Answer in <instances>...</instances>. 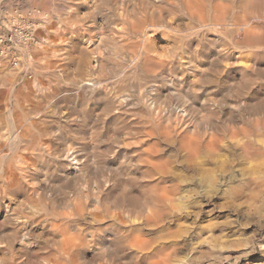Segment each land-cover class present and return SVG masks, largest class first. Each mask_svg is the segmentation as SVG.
Returning a JSON list of instances; mask_svg holds the SVG:
<instances>
[{
	"label": "rangeland",
	"instance_id": "rangeland-1",
	"mask_svg": "<svg viewBox=\"0 0 264 264\" xmlns=\"http://www.w3.org/2000/svg\"><path fill=\"white\" fill-rule=\"evenodd\" d=\"M104 1L106 4L103 3ZM116 1L115 0H113V1L102 0V2H101V0H93V1L92 0H0V35H2L3 38L5 39V41L2 44H0V48L4 50V54H0V134L3 133V131L5 132L4 122L2 119V113H4L6 115V112L8 110V112L10 111V114H9L10 116L8 115V112H7V116L9 117L10 122L12 121L11 123L17 122V123H20L21 125H24V127H28V126L31 127L32 124L35 123L34 126L31 127V130L35 131V132H37L38 129H40L42 131L44 130L43 132L48 133L45 135L50 136L51 144L54 146H59V147L65 148L67 145L68 146L75 145L73 147L79 148L80 145L82 144L81 148H83V149L86 148V146H87V148L85 150H82L81 148L79 150H80V152L82 151L81 155L84 152V155H82V156H85V155L87 156L86 160L89 159L88 157H90L91 160L89 159L88 161H86V163H87V164L85 163L86 167L84 166L83 171L81 170L82 172H79L80 173L79 177L84 176L86 174L85 170L87 169V171H88V168L90 166L94 165L90 169L95 170L97 180L100 179L98 181H102L105 179L104 181L106 182L104 185L105 191L100 192V194H99V192L96 193L95 186H93V193H92V191L88 192L86 190V186L88 185V182L90 181L89 177L91 176V175H89V173L85 175L86 177L85 176L80 177V178L78 177V179H81V180H78L77 183L74 184V186H73V187H75L74 192L72 190H70L71 188L70 189L67 188V186L65 185L67 183H65L66 179L64 177L65 175H63L64 173H61V171L53 168V167H56L58 164H60L61 161H59L60 159L53 158L54 156L52 155V153H50L48 155L47 152L49 150L44 153V159H45V161L48 159L47 162L40 163V165L37 162L36 164H37L38 169L41 168L44 171V169L46 170V168L48 167L50 170H53L54 173L49 175V177H46V176L44 177V175L42 173L43 171L37 172V173H34V172L32 173V171L26 172L27 175L29 173V176L27 178H29L31 186L33 184L35 187L43 188V185L46 182L45 187H47V188L45 190V196L47 198V201L52 199L51 202H49V206H48L50 210H54V211H58V212H67L70 209V207L73 206L72 202L75 201L74 204L80 203L81 207L83 208L84 213L86 211L88 216L85 213V215H84L85 218H84V216H82L81 218H79V220L77 219V220L73 221V223H75V224L73 225V223H71L72 226H70L71 230L73 231L72 233H75L77 231L76 233H79V232L81 234L83 233L82 235L87 234L86 235L87 241L90 240L88 247L83 251L85 258H82L81 256L78 255L79 257L75 256L76 261H83V260L92 259V257L94 256L95 262L98 260L97 262H103L104 261L105 263L106 262L111 263V261H113V255L111 254L110 250L106 249V248H102L103 250L101 249V253H100L98 251V250H100L99 248L102 247L103 245H107L108 243H112L113 245L111 244L112 245L111 249L115 248V247L118 248L117 246L121 247V249H122L124 247V245H122V244H124L125 240L129 237V232L127 234H126V232L133 230V229H138L141 227L142 230L145 232L150 231L149 233H151V234H149V235L151 237H155L159 234H163V233H166L169 231L173 232L176 236H178V237H176L177 244L169 246L170 249L176 248V251L178 252V253H176V251H175V253L172 254L171 264H264V109H263L264 108V40H263L264 34L262 35V33H264V28H263L264 27V25H263L264 19L261 18V17H264V15H263L264 6H262V5H264V3L262 2L263 0H261V1L258 0L260 4L257 3L258 2L257 0H253L259 6H262L263 9L256 6L257 4L255 2L253 4V2H251V0H227V1L226 0H209L210 2H213L212 3L213 7L211 6V3L208 0H207V3H206V0H204L205 2L203 1V3L209 4L210 8L212 7L211 9H213L215 7V5L218 3L216 6L217 8L213 9L214 12H212V10L209 7L207 8V12L210 13L209 16L212 15V13H217L216 11L219 9L218 12L219 11H220V13L222 12L221 14H223L224 18H225V16H227L225 19L228 20V21L224 20L225 21L224 25H225L226 31L220 32V31L210 30V31H207V32H209L208 34H207V32H204V36H203L202 41L205 40L207 43L209 42L208 45H205L206 42H202V41L200 42L198 40V38H196V37L193 38L194 34L195 35L197 34V32H195L194 30L189 31L190 33L187 32L188 34L185 33V31H181V30L180 31L182 33L178 31L174 35H173V33H174L173 31H172V33H171V31L168 32L167 34H169V35L162 33V32H160V34L154 35V33H153L154 31H151L152 33L150 32V34H149L150 38L154 39V42L157 44V45L156 44L155 45L158 47L159 50L163 51V49L165 48L163 52L167 53V55H171L174 53V49L171 46V39L172 38H169V37H173V38L178 37V39L179 38L180 39H188V38L192 37L191 38L192 45L196 48L198 47L197 49L195 48V50H194L195 53L193 56H197L200 59L205 58L204 60L207 64H210V62L215 61L220 56V58L224 59V60L219 61L218 65L223 66V68L216 66V64L214 66H212L213 62L211 63L212 65L210 66V68H208L209 65L206 64V69H204V70H202L203 68H197V70H194L195 68L187 66V65L186 66L184 65L181 68H179L181 66L178 64L179 61L180 62L183 61L180 59L186 60V57H185L186 55L181 54V56H182L181 58L174 57V58L170 59L168 62L166 61L167 64L165 63V65H168L167 66L168 68L165 67V65H163L162 67H159L157 69L156 68L150 69L151 71L147 70L149 68H141V69H143L141 71L142 73L139 71L138 68L134 69V68L129 67L128 68L129 70L131 68V71H129L128 69H126V66H124L125 69H123L119 65V64L124 63L125 58L123 56L126 54L125 53L126 50H128L127 49L128 48V41L131 42L130 41L131 39L129 38L130 35H127V34H129L131 32L130 30L134 27L133 26L134 25V23H133L134 19H133V16H131V14L129 12L133 13V11H134L136 14L139 15V12L137 11V9L139 7H141L139 9H142V7L143 8L146 7L144 5L147 4V3H145L143 5L142 2L143 3L148 2V5H151L154 3L156 5H158L157 3H159L160 5L164 4V6H165L167 3L166 2L167 0H159V1H157V0H154V1L153 0L152 1H150V0L149 1L148 0L147 1L146 0H136V1L133 0V2L131 0H123L125 2V3L123 2L125 4V7H124V5H123V7L121 6L122 5L121 0L120 1L116 0ZM129 1H130V3H129ZM248 1H250V2H248ZM131 2L134 3V5L135 4L141 5L142 4V6L135 5L136 6V8H135L134 5L131 4ZM161 2H163V4H161ZM168 2L169 3H167L166 6H168V4H170L169 6L174 7L173 4H175V2L177 3V4H175L176 5L175 7H177V5H179L178 1H176V0H168ZM102 3H103V6H101ZM115 3H116V6H115ZM117 3H119V4H117ZM219 3H220V5H219ZM250 3L253 4V7ZM108 4H110L114 8L118 6V9L115 8V10L112 11L110 9L112 7ZM221 4L225 5V7L224 6L222 7ZM105 6H108V7H105ZM205 7H207V5ZM251 7L252 8L255 7L254 8L255 10L252 9ZM123 8H127L126 11L123 12L125 15H126L125 12H127L128 8L130 10H129V12H127L126 17H123L125 15L122 14L121 18H120L119 15H120L121 10L123 11ZM250 8L254 11H252ZM119 9H121V10H119ZM215 9H216V11H215ZM101 10H103L104 12H101ZM131 10H133V11H131ZM245 10H246V13H245L246 16H245V14L243 15ZM247 10L249 11L248 13H247ZM209 11H211L212 13ZM112 12H114V13H112ZM255 12H256V16H255ZM108 13L109 14L111 13L112 15H114V17L111 16V14L109 15ZM225 13H227V15ZM228 13L230 14V16L232 18L229 16ZM250 13H251V15L253 14L254 17L251 16ZM257 14H261L263 16L257 15ZM106 15H107V17H106ZM129 15H130V18L129 17L128 18L130 20L129 19L127 20V16H129ZM232 15H234V17ZM248 15L251 16L250 19H248L249 18ZM235 16L237 17L236 19H240V17L242 16V20L240 19L242 26L245 25L246 19H248L252 23H255L254 26L258 27V28L257 27L254 28L255 32L257 31V29L262 27V28H260V30L257 31V32L262 31V33H260L262 36L259 33L257 34V32H256L255 35H257V36L254 37L253 40L249 41L250 43H252L254 41V39H256L257 41H258V39H260V40L262 38L263 39L261 41L259 40L258 42L255 40V44H254V42L252 44H249L248 43L249 38L246 35H244L242 37L243 39L241 41L239 40L238 43L234 42V40L231 37L232 33H231V29L229 28L230 25L228 24V22L230 24L233 23V20H235ZM243 16H245V17H243ZM259 16H261V17L259 18ZM111 17H113L114 20ZM118 18H119V21L116 20ZM124 18H125V21H124ZM230 18H231V21L229 20ZM252 18H257L258 19L257 23L259 21V23H258L259 25ZM120 20H121V22H124L125 25L122 24L120 22ZM126 20H127V22H126ZM128 21H129V24L133 23V25L132 24L130 25L132 27L129 30V33H127V31H126L128 29H126V30L121 29L120 34L123 36V38H122V36H119V35L114 33L117 29L122 27L121 25H124L123 27L130 28V26L129 27L127 26ZM176 21L178 22V20H175V22H174L175 24L177 23ZM174 23H173V26H174ZM100 24H102V25H100ZM114 24H117V25H114ZM114 26L116 27V30L113 29V28H115ZM138 26H139V24H138ZM138 26H136V29ZM226 26L228 27V29ZM15 27H20L23 30L27 31L31 35V40L24 42V41H20V40L16 39V37H13L14 41L10 42L9 38H10V35H12V32H13ZM102 27H104V28H102ZM105 28H106V30H105ZM109 28L113 29V30H110ZM107 29H109V31H112V32H109ZM87 31H88V34H90L89 36L87 34ZM82 32L85 35H83ZM122 33H124V34H122ZM210 33L213 35L211 36ZM96 34H98V35H96ZM130 34H132V33H130ZM77 35H79V36H77ZM93 35H94V37H93ZM75 36H77L78 38L80 37L81 42L79 41V39H78V41H79V44L81 46L78 44V42L77 43L75 42V41H77V39H76L77 37H75ZM90 36H92V38L96 37L95 39L100 41L101 44L103 43L104 39H107V41H104V43H103L104 46L106 45L107 47L106 46L104 47L103 44L102 45L100 44V46L103 47V48L101 47V55L98 58L96 56L94 57V55H93L94 59H91V61H93V60L94 61L91 64V67H92L91 70L89 68L88 69L80 68L81 70L79 68H72V67H75L74 65H72V63L75 64L77 62V60H78L77 56H79L78 52L80 51V48H82V46L84 45L85 39H87L88 37L90 38ZM109 36H110V38H109ZM113 36L117 37V38L115 37L116 40H115V38H113ZM220 36H222V37H220ZM81 37H83V38H81ZM98 37H100V38L103 37V39L101 38L102 39L101 40ZM214 37L216 40L214 39ZM244 37L246 39H244ZM121 38H122V40H121ZM217 38L221 39L222 41H220ZM112 39H114V42H115L114 44H112V42H111ZM73 40L75 43L73 42ZM82 40H83V43H82ZM117 40L118 41L121 40V42H118ZM246 40H247V42L245 43ZM123 42H125V43H123ZM221 42L223 44H221ZM225 42H226V44H225ZM203 43H204V45H203ZM212 43H215V44H212ZM122 44L123 45L125 44V47L123 46L124 48L121 46ZM126 44H127V46H126ZM162 44H164V45H162ZM235 44H238V46ZM110 45H112L113 47ZM118 45L120 48L119 52H117L119 49L117 47ZM200 45H203V47ZM229 45L232 46V48ZM244 45L247 47V49H250L251 51L247 50ZM109 46L112 47V49ZM162 46H163V49H161ZM219 46L224 48L225 50H223V49L221 50V48ZM214 47L216 49V53L214 51L215 50ZM202 48H204V49L202 50ZM218 48H219V50H218ZM66 49H67V51H66ZM74 49H77V50L74 51ZM114 50H115L116 54H114L115 53ZM207 50H208V52H207ZM64 51H66L67 53L66 52L64 53ZM76 51H78V52H76ZM102 51L105 53H103ZM243 51H245L246 53ZM239 52H241V54ZM247 52L249 54H247ZM253 52H254V55H252ZM72 53L73 54L77 53V55L75 54L73 57ZM102 53L105 55V57ZM63 54H65V55H63ZM68 54H70V57H72L71 59L68 56ZM117 54L121 55V56H118L119 57L118 58ZM216 54H219L218 57L216 56ZM231 54H232V56H231ZM107 55H109L111 58ZM212 55H215L216 57H211ZM227 55H230V56H227ZM63 57H64V59H62ZM76 57H77V59H76ZM101 57L102 58L104 57L105 59L107 57V59L108 58H110V59H108V60L106 59V61H105L104 58H103V60L100 59ZM120 57L123 59L121 60ZM211 58H214L215 60L211 59ZM69 59H70V61H69ZM96 59L97 60L99 59L98 63H97ZM208 59H210V61ZM229 60L231 61V64H234L235 66L234 65L232 66L231 64H229L230 63ZM239 60H240V62H239ZM95 61H96V63H95ZM112 61L114 63H112ZM119 61H121V62H119ZM227 61H228V63H227ZM106 62H108V63L110 62V63L107 64ZM221 62H223L224 64L222 63V65H220ZM247 62H248V64H247ZM101 63L105 64V65H102ZM168 63L170 64V66H172V65L173 66L169 67ZM235 63H237V64H235ZM96 64H97V66H96ZM66 65H67V67H66ZM117 65H119V66H117ZM230 65L232 68L229 67ZM101 66L103 67V70H102ZM108 67H111V68H108ZM114 67H116L115 70H114ZM211 67H213V68H211ZM151 68H153V66ZM85 69L88 71L86 73L85 72L83 73V71ZM121 69H122V71H121ZM192 69H193V71H192ZM123 70H126L125 73H127V74H124V73L122 74V72H124ZM127 70L129 71V73ZM154 70H156V71H154ZM199 70H200V72H199ZM244 70H245V72H244ZM132 71L136 76L138 74V76L135 77V75H134V77H135L134 78L132 76L133 75ZM147 71H150V74ZM202 71L204 72L203 76H202ZM69 72H71V74L74 72L75 73L71 75ZM112 72H113V74H111ZM143 72L145 73V75ZM152 72H153V74H152ZM63 73H65V74H63ZM115 73H119V74L114 75ZM154 73L156 74V76ZM205 73L207 75L209 74L208 75L209 77L207 76V78H206ZM139 74H141V75H139ZM74 75H77V76H74ZM91 75L92 76L94 75L96 80H94L95 79V78H93L94 76L92 77ZM110 75L112 77H109ZM119 75L124 76L125 80L123 79V77H121V76L119 77ZM128 75H130V77ZM149 75L151 77L153 76L154 78L152 77L150 79V77H148ZM180 75H181V78L179 77ZM72 76H74V77H72ZM101 76H104V77H101ZM126 76L128 79L126 78ZM67 77H69L70 80H68ZM80 77L83 80V82L80 79ZM105 77H106L107 81H109L111 79L112 83L107 82ZM108 78H110V79L108 80ZM119 78L121 79V81H119V82L122 84L117 85V84H119V82H117V80ZM73 79L76 81H74ZM101 79H103V80H101ZM133 79L134 80L136 79V81H134ZM145 79H146V81H145ZM188 79L191 80V83H190V80L188 81ZM207 79H209V80H207ZM112 80H114L116 83ZM123 80L125 83L122 82ZM126 80L127 81L133 80V81L132 82L130 81V83H128ZM215 80H216V83H214ZM101 81L104 82L105 84L102 83ZM138 81L140 82L139 84L137 83ZM148 81H150V82H148ZM184 81L188 85L186 83H184ZM217 81H219V82H217ZM86 82H87V85H85ZM178 82H180V84ZM192 82H194V83H192ZM98 83H99V87H98ZM106 83H109V84L107 85ZM113 83L115 85H113ZM100 84H101V86H100ZM110 84L113 87H110L109 86ZM125 84L129 87L127 88V86ZM190 84H191V86H190ZM96 85H97V87H96ZM104 85H105V89H104ZM133 85L136 86L137 88L133 87ZM148 85H150V86H148ZM169 85H171V86L169 87ZM215 85H217L218 87ZM115 86H117V87H115ZM118 86H122L124 91L122 90V88H120ZM144 86L147 89H145ZM124 87H126L127 89ZM154 87H155V89H154ZM171 87H172V89H171ZM138 88H139V91L137 90ZM141 88H142V90H141ZM182 88H184V89H182ZM185 88H186V90H185ZM188 88H189V91L187 90ZM93 89H96V90H93ZM117 89H118V91H117V95H116L115 93H116ZM17 90H20V92H17ZM54 90H56V91H54ZM78 90H79V92H78ZM52 91H54V93ZM128 91L132 92V93L130 94ZM135 91L136 92L138 91L137 92L138 96H136L137 93ZM147 91L148 92L150 91L149 94L150 93L151 94L149 95ZM184 91H186L185 92L186 94H183ZM27 92H28V94H27ZM70 92L73 94H71ZM104 92H106V93L108 92L106 96L104 95L105 94ZM111 92L112 93L115 92V93L111 94ZM120 92H122V94L124 93V95L122 96ZM125 92L127 94H125ZM133 92H135V93L133 94ZM16 93H19V94L16 95ZM35 93L40 95V96H38L39 98L36 97L37 95ZM57 93H58V95H57ZM75 93H78V94L75 95ZM80 93L81 94L84 93L85 97H84V94L81 95ZM102 93H103V95H102ZM180 93L182 94V96ZM11 94H13V95H11ZM139 94H141V98H140ZM187 94L189 96H187ZM25 95H27V96H25ZM63 95H65V96H63ZM108 95H109V97L112 95L110 97L111 100L109 97H107ZM155 95H156V97H155ZM161 95H163V96H161ZM177 95H178V97H177ZM185 95H186L187 100L184 98ZM57 96H58V100H57ZM81 96L86 98V99H83ZM114 96L116 97V99H112V98H115ZM32 97H35V98H32ZM52 97L53 98L56 97L55 98L56 102H55V99H53ZM68 97H72L74 101ZM99 97H102V99L103 98L104 99L100 100L101 98L98 99ZM151 97H153V98H151ZM189 97H190V100L188 99ZM205 97H206V101L205 100L202 101V99ZM6 98H8V99H6ZM77 98H80L81 100L77 99ZM2 99H3V102H2ZM50 99L53 101H51ZM62 99H64V100H62ZM221 99L222 100L225 99V100H223V102L220 103L219 101H221ZM83 100H84V102H83ZM127 100H130V101H127ZM141 100H142V102H141ZM217 100H219V101H217ZM6 101H7V103H6ZM71 101H73L74 103L72 102L73 103L72 104ZM191 101L193 104L191 103ZM234 101H235V103L233 104ZM237 101H239V102H237ZM18 102L22 103V105L26 108H28L29 106H30V108L34 107L36 114H34L35 111H33L32 114H28V115L20 113V112H18L16 114L15 113L16 111H14V110L16 109V104ZM48 102H50V104ZM67 102H68V104H67ZM108 102L110 105L113 102L112 105L115 104L116 108H115V105L113 108L111 106L106 107ZM130 102H131V105H130ZM184 102H185V104H184ZM188 102L191 103V105L193 107L195 106L194 109L196 110L195 111L196 113L194 112L193 107ZM230 102H231V104H230ZM55 103H57V104H55ZM61 103H62V105H61ZM81 103H83L82 104L83 107L81 106ZM123 103L126 106H124ZM139 103L140 104L142 103V104L140 105ZM144 103H145V105H144ZM261 103H263V104H261ZM37 104H38V106H37ZM63 104H65V105H63ZM235 104H237V105H235ZM244 104L245 105L247 104L250 107L249 106L247 107V105L245 106ZM257 104L259 106H257ZM133 105H135V107ZM186 105H187V107H186ZM196 105H197V107H196ZM205 105H206V109H204ZM232 105H233V108H235V109L230 107ZM52 106H54V107H52ZM209 106H212V107H209ZM234 106H236V107L238 106V107L236 108ZM62 107H64V109ZM65 107H66V112H65ZM145 107L148 111L145 109ZM152 107H153V109H152ZM189 107L192 110H190ZM207 107H208V109H207ZM251 107L254 109L252 110ZM80 108H81V110H80ZM107 108H109V111ZM119 108L122 111L120 110V112H119ZM139 108H141V109H139ZM142 108H143V110H142ZM183 108H185V109L182 111ZM187 108L190 111H192L191 114H190V111L186 110ZM243 108H244V110H243ZM136 109L140 110V111L138 110V112H140L139 113L140 115L138 114L137 111H136L137 113L135 112ZM169 109H171L173 112ZM237 109H239V110H237ZM150 110H153V111H150ZM163 110H164V112L166 110L165 113L168 112L167 115L168 116L170 115L169 117L172 120L166 114L164 115ZM185 110L188 111V114H187V112L184 113ZM73 111L75 112V115H73L74 114ZM80 111H82L84 114H82V112H80ZM123 111H124V114L122 113ZM125 111H126V113H125ZM144 111H147V112L145 113ZM158 111H159V113H157ZM160 111L163 114L161 113V115L159 116L158 114H160ZM170 111L172 112V114L173 113L174 114L176 113V114L171 115V113H169ZM198 111H199V113H198ZM59 112L60 113L62 112V113L60 114ZM115 112H116V114H115ZM151 112H152V114H150ZM238 112H239V114H238ZM103 113H105V115ZM131 113H133L134 115L133 114L131 115ZM148 113H149V116H148ZM182 113H184V114H182ZM47 114H49V115L47 116ZM125 114H127V115L125 116ZM181 114H182V116H181ZM185 114L187 115V117ZM11 115L14 116V120L10 119ZM123 115L125 116V118L126 117L127 118L126 119L123 118L124 117ZM151 115H153V116H151ZM179 115L182 118L183 117L184 118L186 117V118L185 119L183 118L184 120L182 118L179 119L180 118ZM191 115L194 118H192ZM62 116H63V118H62ZM87 116L89 117L90 120L87 119L88 118ZM116 116H121V117H116ZM140 116H143V117H140ZM147 116H148V118H146ZM164 116L166 118H164ZM176 116H178V119L176 118ZM47 117H49V118H47ZM67 117L69 118V119H67L69 122L66 121ZM71 117H74V118L71 119ZM85 117H87V118L85 119ZM111 117H112V119H111ZM135 117H137V118H135ZM152 117L153 118L156 117V118H154L155 121L152 120L153 119ZM188 117H190L189 119H191L190 123H189V119H187ZM76 118H78V120H76ZM119 118L121 120H119ZM149 118L150 119L152 118L151 120L153 122ZM174 118H176V119H175L174 123H172ZM46 119H47V121H46ZM117 119L119 120L118 122L116 121ZM142 119H143V121H142ZM157 119L159 122L161 120H164L166 122H164L165 124L163 123V121H161L162 123L161 122L159 123L157 121ZM168 119H170L171 122ZM27 120H28V122H27ZM44 120H45V122H44ZM48 120H50V121L48 122ZM70 120H73L74 124ZM148 120H150V122ZM38 121H40L41 123ZM79 121H80V123H77ZM114 121H116L117 123L116 122L112 123ZM145 121H147L148 123ZM183 121H185V122H183ZM205 121H206V123H205ZM207 121L209 122V124ZM55 122H56V124H55ZM83 122H85V123H83ZM95 122L97 123V124H95V126H97V127H95L93 125V123H95ZM141 122L142 123L145 122V124L144 123L141 124ZM166 123L168 124V126L166 125ZM176 123H177V125H176ZM182 123H184V124H182ZM49 124L51 127L49 126ZM137 124L142 129V131H140L142 133H140L138 131V133L136 134L137 136H136L135 134H133V132L136 133L137 130H141V129H139ZM161 124H162L163 128L161 127ZM169 124L172 125L173 127L172 126L170 127ZM59 125L64 130V131L62 130L63 132L61 131V128L59 127ZM68 125H70L71 128L73 127L71 130L74 134L71 132L70 126H68ZM77 125H79V126H77ZM84 125H85V127H84ZM144 125L146 127L150 126V129H153V131L155 133L157 131L158 134L152 133L153 131L151 132L149 127H148V130H145L147 128ZM159 125H160V127L157 128ZM189 125L192 127H188ZM2 126H3V128H2ZM46 126H47V128H46ZM143 126H144V128H143ZM165 126H167V127H165ZM53 127H54V129H53ZM74 127H75V129L77 128L75 130L76 133L74 131ZM86 127H88L87 131H86ZM92 127L94 128V130H92L93 129ZM126 127H129V128H126ZM176 127H178V128H176ZM48 128L49 129L51 128L50 130H52V131H50ZM89 128H91V129H89ZM135 128H136V130H135ZM154 128L157 130L155 131ZM169 128L172 130L171 134L174 132L172 134V136H170L171 130H169ZM189 128H191L192 130L191 129L189 130ZM82 129H84V130H82ZM159 129L161 131L165 130L164 131L165 133L163 131L161 132ZM179 129L180 130L182 129V130L180 131ZM184 129H186L185 130L186 133H184ZM10 130H12V129H10ZM203 130H204V132H203ZM168 131H169V133H168ZM187 131H188V134H187ZM189 131L190 132L193 131V132L190 133ZM60 132H62L64 134H62ZM68 132L71 133L72 135L71 134L69 135ZM95 132H97V133H95ZM129 132H131V133L129 134ZM143 132H145V133L148 132L147 134H149V135L152 133L153 135L152 134L151 135L153 137L148 135L149 138L151 137V139H149L147 134L145 136V133H143ZM177 132H178V134H175ZM179 132H180V134H179ZM85 133L87 134V136L82 137V136L86 135ZM93 133H94V135H93ZM99 133H101V134H99ZM161 133L162 134L167 133L169 137H167V134L163 135L164 137L160 136V135H162ZM78 134H79V136H78ZM95 134H97V136ZM98 134H99V138H98ZM138 134L139 135L141 134V135L138 136ZM174 134L176 135V138H175ZM181 134H184V137ZM186 134L188 137L185 136ZM192 134H193V137H192ZM59 135H60V137H59ZM63 135H65L67 139L63 140V142H62L61 137ZM91 135H93V139H94V137L96 138L95 142L92 139ZM154 135H157V136H154ZM158 135L162 138V140L160 139V137ZM199 135L201 138L199 137ZM54 136H55V138H54ZM178 136H180V139H181V137H183L182 139H184V140L181 139L183 142H181V140L177 138ZM190 136L192 138H194V140L192 139L193 141L191 140ZM195 136L196 137L198 136V137L196 138ZM56 137H57V139H56ZM140 137H142V138H140ZM172 137L174 138V141L177 140L176 142H178V140H180L179 142H181V143H178L180 146L176 145L177 143L174 141H173L174 145L172 144V142H171L173 140ZM68 138H69V141H71L70 143L68 142ZM76 138H77V140H80V141L76 142L75 141ZM81 138H83V139H81ZM87 138H89V139H87ZM97 138L99 139V141ZM136 138L140 141H134V140H136ZM144 138H146L147 141ZM158 138L160 140L157 141ZM203 138H205V139H203ZM43 139H45V137H43ZM60 139H61V141H58ZM170 139H172V140L170 141ZM196 139L198 140V143H197L198 145L194 143V141H196ZM54 140H56V141H54ZM84 140H86V141L84 142ZM88 140H91V141H88ZM148 140H152V141H148ZM185 140H186V142H190V144L187 145L188 147L193 146V143H194V145H197V147H195V146L193 148L186 147ZM199 140L202 143L201 144L202 147L200 146L201 148L198 147L200 145ZM206 140L208 142L207 144H206ZM153 141L154 142L157 141V142H155L156 144L159 143L157 145L158 149H155L157 146L156 147L154 146L155 143ZM166 141H167V143H166ZM43 142L45 143L46 140H44ZM64 142H67V143H64ZM132 142L135 144V146H137V148L135 146H133V144H131ZM138 142H140V143H138ZM144 142H146V143L148 142V144L145 145L146 143H144ZM149 142H151V144ZM136 143H138L139 145H136ZM142 143L144 146L143 145L140 146ZM183 143L185 146L181 145ZM84 144H85V147H84ZM64 145H66V146H64ZM94 146H98V148H100V149H98L97 147L95 148ZM148 146H149V148H150V146L155 147V148H153V147L150 148V149H153V151L155 150V152L150 151V149H146V148H148ZM182 146L186 147V149L183 148ZM105 147L107 149L106 152H104L106 150ZM138 147H141V148L138 149ZM142 147L143 148L145 147L147 152ZM102 148H103V150H101ZM110 148L112 150H110V153H109ZM134 148H136V149H134ZM187 148L192 149V150H187ZM196 148H197V150H195ZM88 149L91 150V151H89V155H88V152L86 151ZM142 149L145 150V152H143ZM95 150L96 151L98 150L97 152H99V153L97 154V152ZM132 150H133V152H132ZM134 150L137 151V153ZM148 150H149V152H148ZM157 150L158 151L160 150V153ZM94 151L97 154L96 157H94L96 155V154H93V153H95ZM101 151L103 152L102 154H100ZM140 151H141L140 155L142 154V156H140L138 154ZM156 151L158 152L157 156H159V157L155 156L157 153ZM49 152H51V151H49ZM85 152H86V154H85ZM112 152H114L115 154L114 153L112 154ZM118 153H121L120 154L121 157H119ZM146 153H148V154H146ZM151 154H153V155L151 156ZM122 155H123V157H122ZM143 155H148L147 158L149 157L150 159L149 158L147 159L146 156H143ZM45 156L47 158H45ZM101 156H103V157H101ZM117 157L119 160L117 159ZM103 158L104 159L106 158V159L104 160ZM124 158L126 160H124V162H121V161H123ZM143 158L144 159L146 158L144 160L145 163H144V161H142L144 164H146L147 161H150V162H148V164L149 163L152 164V162H154V164H152V165L154 167L157 166V168L155 169V168H153V166L150 167L151 164H149V165L146 164L147 166L144 165L141 162V160H143ZM155 158H156V160L157 159L158 160L155 161ZM97 159H100V160L103 159L104 162H103V160L100 161ZM95 160H96V163L93 162ZM117 160L121 164L118 163ZM48 161H52L53 164L51 162H48ZM134 161L139 163L140 166ZM63 162H64V160H62V162H61L62 165L64 163H66V161L64 163ZM88 162H91V164ZM100 162L101 163L103 162L104 164L103 163L100 164ZM155 162H156V164H155ZM158 162H159V165H157ZM49 163H50V165H49ZM122 163L123 164L125 163L124 165H126V164L128 165L129 163H130V165L132 163L133 164L131 165L132 166L131 167L130 165H128V166L123 165L122 166ZM135 163L137 165H135ZM43 164H45V165H43ZM99 164L101 166L103 165L102 167H104V168H102ZM106 164H108V165L106 166ZM115 164H117L118 167ZM141 164H142V166H141ZM54 165H56V166H54ZM98 166H100V167H98ZM105 166H106V168H105ZM120 166L122 169H120V172H119L118 170H119ZM134 166L136 167L137 170L133 171ZM137 166H138V168H137ZM110 167H111V170L115 168L114 173H112L113 170L111 172ZM125 167H128V169L126 168L127 169L126 170ZM129 168L131 169L130 171H129ZM140 168H142V170L147 168L148 174L145 172L146 176H144V171H146V170H143L140 172V170H141ZM149 168H153V169H150V171H148ZM108 171H110L109 174H108ZM124 172H125V174H124ZM127 172H129V173H127ZM97 173H98V175H97ZM105 173H107V174H105ZM110 173H111V176H110ZM100 174H101V176H102V174H104L103 177L104 176L105 177L101 178ZM136 175H137V177H136ZM87 176H89V177H87ZM123 176H124V178H123ZM126 176H128V178ZM98 177H100V178H98ZM111 177H114V179ZM115 177H116V179H115ZM40 178L41 179L46 178V180L45 179L41 180ZM59 178H61V179H59ZM106 178H107V181H106ZM120 178H123V179H121L122 182L119 181ZM136 178L140 179V180H138V182H135L137 180ZM117 179H119V180L117 181ZM133 180H134V182L132 183ZM34 181H36V182H34ZM41 181H44V182H41ZM81 181H83V182L85 181L84 184L85 185L87 184V185L86 186L83 185V183ZM86 181H88V182L86 183ZM104 181H102V182H104ZM124 181H126V183H129L128 184L129 186L127 185L128 187L126 186V183ZM129 181H131V184ZM41 183H42V185H40ZM48 183L50 185H48ZM81 183H82V185H81ZM135 184L136 185L140 184L141 186L142 185L143 186L141 187L139 185V188H138V186H136ZM51 185L53 187H51ZM78 185H79V188L76 187ZM132 185H133V187H132ZM115 186L116 187L119 186V189L116 188ZM120 186H122V187H120ZM150 186L151 187L153 186V187L150 188ZM124 187H126V189H124ZM39 188H38V190H39ZM121 189H124L123 192L121 191ZM75 191L79 192L78 199L75 196ZM114 192L115 193L117 192V194H115ZM119 192H121V194H123L121 196H123L124 203H127L126 204L127 206L122 201L121 203L124 204L123 206H126V207H123L122 205H120L121 203H119V205L118 204L116 205L118 207L114 208V204H116L114 202V200L117 197H118L117 200L119 199V196H120ZM106 193L108 194V197H106L107 196ZM70 194H72V195H70ZM87 194L89 196H87ZM127 194H129V195H127ZM83 195L86 196V199ZM94 195L99 196L98 202L99 203L101 202L100 204L92 203L94 201V200H92ZM111 195H113L114 197H112ZM97 196H95L94 199ZM124 196L126 199H124ZM126 196L127 197L129 196L130 199L127 198ZM150 196H153L151 198H155V204L153 206L152 205L151 206L146 205V202L144 200V198L150 199V198H148ZM155 196H157V198ZM158 196H160V197L158 198ZM100 197L102 200L100 199ZM131 197L132 198L134 197L135 199L138 197L143 198L142 199L143 204H141V202H138V200H139V198H138L137 199L138 205L136 206L137 203L134 204L135 201H134V199H131ZM69 198H71V199H69ZM105 198L106 199L110 198L111 201L110 200L106 201ZM57 199H60V200L57 201ZM120 199H122V197ZM147 199H146V201H147ZM158 199H160L161 202H159L160 200L158 201ZM89 200H91V201H89ZM129 200H131L130 204L133 203L132 207L128 203ZM109 201L112 202L113 204L109 203ZM139 201H141V200H139ZM53 202H55V203H53ZM88 202H89V204H88ZM107 202L109 203V205ZM51 203H53V204H51ZM56 203H58V204H56ZM101 204H102V206H100ZM93 205H96L97 207H100L101 209L97 208V210L94 211L95 208ZM156 205H157V207H159V209L161 211V216H163V217H161L160 214L158 215L155 212V209H157L159 211V209L156 207ZM68 207H69V209H68ZM120 207L124 212L120 209ZM87 208H89V209H87ZM132 208L134 210H132ZM90 209L91 210L94 209V210L91 211ZM114 209H116V211H114ZM145 209L151 210L152 212L154 211L153 213H156V214H154L155 216L152 217L153 219L151 218L152 215H150V213H149L150 211H148V210L146 211ZM120 210L126 216L124 214H122L123 215L122 216ZM136 210L139 212V213H137L139 216L138 215L136 216V214H135ZM144 210L146 212H148L149 214L145 213ZM110 211H111V213H110ZM90 212L98 215L97 219L102 220V222H100V220L97 222L94 221L95 224H93V220L91 218L92 216H90L91 215ZM152 212H151V214H153ZM128 214H131V216L135 215L137 218L135 216L131 217ZM140 214L143 217L145 216L144 219L145 220L147 219V223L145 220L142 219L143 217H140ZM142 214H144V215H142ZM103 215H105L106 221L103 220L105 218V217H103ZM146 216H149L152 219V222H148L150 218L146 217ZM156 216L157 217L159 216V217L157 218ZM117 217H119L122 220L124 217V220L120 221V219L119 218L117 219ZM129 217H131V218L129 219ZM138 217H140V218H138ZM155 217L157 219H159L161 217V218H163L162 219L163 221L157 220ZM107 218L108 219L111 218V219L108 220ZM114 218H116V219H114ZM132 218H134V219H132ZM154 218H155V220L158 221V222L155 221V224L153 222ZM85 219L86 220L91 219L90 220L91 223L86 224L87 222H90V221H85ZM136 219L139 221H137ZM130 220L132 223L130 222ZM135 220H136V222H135ZM77 221H79V222L77 223ZM143 221L145 222V224H142V223H144ZM98 222H100L99 225H98ZM112 222H113V224H112ZM116 222H118L117 223L118 227L116 226ZM120 222L122 225L120 224ZM76 223H77V225H76ZM109 223H111V224L109 225ZM123 223H125V224L127 223V224L125 225ZM152 223L154 224V226L152 225ZM129 224H130V226H128ZM146 224H149L151 226H148V225L146 226ZM79 225H80L81 229L80 228L78 229ZM89 225H91V227ZM141 225H143V226H141ZM110 226H111V228H110ZM135 226L136 227L140 226V227L136 228ZM150 227H152V228H150ZM95 228H96V230H98V232L94 231ZM116 228L118 230H116ZM126 228H128V230ZM149 228H150V230H148ZM86 229H88V231ZM123 229H124V231H123ZM119 230H122L121 231L122 233ZM116 231H118V232H116ZM87 232H91V233L88 234ZM118 233H120L119 234L120 237L115 236V235H118ZM123 233H125L126 236H128V237L124 236ZM91 234L94 236H92ZM93 237H95V239ZM117 238H118V240L114 241V239L116 240ZM40 239L35 240V243H36L35 246H47V248L49 250L53 249L52 248L53 246H51L50 242L42 240L43 238H40ZM91 239H93L92 240L93 242L91 241ZM110 239H112V240H110ZM123 240H124V242H122ZM94 243H96V244H94ZM116 243H117V245H116ZM178 245H179V248H178ZM95 246H97V247H95ZM95 249L97 250V254L95 253L96 252ZM15 250H17V245H15ZM126 250L127 249H123V251L121 253L123 255H121V258H120V260H123L124 264H126L127 260L129 259V255L127 252L128 250L127 251ZM19 255H20V253H17V257H19ZM175 255H176V257H175ZM32 256L33 255L29 256V258L31 260H33V258H35V256H33V257ZM173 257H175V259Z\"/></svg>",
	"mask_w": 264,
	"mask_h": 264
},
{
	"label": "bare ground",
	"instance_id": "bare-ground-1",
	"mask_svg": "<svg viewBox=\"0 0 264 264\" xmlns=\"http://www.w3.org/2000/svg\"><path fill=\"white\" fill-rule=\"evenodd\" d=\"M93 1V0H92ZM109 1V0H108ZM111 1H113V0H111ZM116 1V0H115ZM120 1V0H119ZM118 1V2H119ZM122 1V7H123V5H124V7H125V2L123 1V0H121ZM132 2H133V0H131ZM136 1V0H135ZM134 1V2H135ZM147 1V0H146ZM149 1V0H148ZM150 1H152V0H150ZM154 1V0H153ZM157 1H159V0H157ZM156 1V2H157ZM176 1H178V4L179 5H177V7H175L176 5L175 4H177L176 2H175V4H173L174 5V7H172V6H169L170 4H168V6H166L167 5V3H169L168 2V0L165 2L166 3V5L164 6V4H163V2H161V4H163V5H160L159 3H157L158 5H156L155 3L154 4H151V5H148V2H142V4L144 5L145 3H147V4H145L144 6H146V7H142V9H139V8H141V7H137L138 9H137V11L139 12V15L138 14H136L133 10H131V11H133V13H131V12H129V8H128V10H127V12H129L130 14H131V16H133V23H134V25H133V23H131L134 27L131 29V27L132 26H130L131 24H129V21H128V27L130 26V28H127V27H123L124 25H125V23L124 22H121V20H120V22L122 23V24H124V25H121L122 27H120L119 29H117L116 30V27L115 28H113V29H115L113 32L115 33V34H117V35H119V36H122L121 34H120V32H121V29H128V30H126L127 31V33H129V30L131 31L130 33H132V34H127V35H130L129 36V38L131 39L130 41L131 42H129L128 41V50H126V54L123 56L124 58H125V60H124V63L123 64H119L120 65V67H122L123 69H125L124 68V66H126V69H128L129 67H131V68H138L139 69V71L141 72L143 69H141V68H149V69H147V70H150V69H154V68H159V67H162L163 65H165V63H166V61L168 62L170 59H172V58H174V57H177V58H181L182 56H181V54H183V55H186L185 57H186V60L185 59H180V60H183V61H179V65H181L179 68H181L182 66H190V67H193V68H195L194 70H197V68H203L202 70H204V69H206V62H205V58L204 59H200V58H198L197 56H193L194 55V50H195V48L196 47H194L193 45H192V43H191V38H188V39H178V37H169V38H172L171 39V46H172V48L174 49V53L173 54H171V55H167V53H165V52H163L164 51V49H163V46H162V48L161 49H163V51L162 50H159L158 49V47L156 46L157 44L154 42V39H151L150 38V32L151 31H154L153 33H154V35L155 34H160V32H162V33H165V34H167L168 32H170L171 31V33H172V31L174 32L173 33V35L176 33V32H181V31H185V33H190L189 31H192V30H194L195 32H197V34L195 35L194 34V37L193 38H198V40L201 42L202 41V39H203V36H204V32H207V31H210V30H213V31H220V32H224V31H226V28H225V25H224V20H226L225 18L227 17V16H225V18H224V16H223V14H221L220 13V11L218 12V10L216 11V9H215V11L217 12V13H212V12H214L213 11V9L214 8H217L216 6H217V4L215 5V7L213 8V9H211L213 6H212V3L213 2H210L209 0V2L211 3V8H210V6H209V4H206L207 3V0H206V5H207V7H205L206 5L203 3V1L204 0H176ZM227 1V0H226ZM258 1V0H257ZM261 1V0H260ZM101 2H102V0H101ZM107 2V1H106ZM117 2V1H116ZM124 2V3H123ZM131 2V4H133L134 5V3H132ZM139 2V1H138ZM141 2V1H140ZM171 2V1H170ZM205 2V1H204ZM218 2V1H217ZM248 2H250V1H248ZM247 2V3H248ZM251 2H253V4H254V2L255 1H253V0H251ZM263 3H264V0L262 1ZM103 3H105V1L103 2ZM103 3H102V5L101 6H103ZM111 3V2H110ZM113 3V2H112ZM120 3V2H119ZM119 3H117V4H119ZM129 3H130V1H129ZM153 3V2H152ZM172 3V2H171ZM221 3V2H220ZM220 3H219V5H220ZM256 3V2H255ZM258 4H260L259 3V1L257 2ZM256 3V4H257ZM106 4V3H105ZM128 4V3H127ZM142 4L140 5V6H142ZM150 4V3H149ZM223 4V3H222ZM221 4V5H222ZM251 4V3H250ZM253 4H251L252 5V7H253ZM255 4V5H256ZM256 5V6H258V7H260L261 9H263V7L262 6H264V5H262V6H259V5ZM108 5H110V4H108ZM114 5V4H113ZM135 5H138V4H135ZM134 5V7L136 8V6ZM138 5V6H139ZM248 5V4H247ZM246 5V6H247ZM250 5V6H251ZM254 5V6H255ZM111 6V5H110ZM115 6H116V3H115ZM225 7V5H222V7ZM105 7H108V6H105ZM112 8H110L112 11L113 10H115V8H117L118 9V6L117 7H113V6H111ZM120 7V6H119ZM133 7V8H134ZM210 8L211 10H212V12L211 11H209V12H211L212 13V15H210L209 16V14L210 13H208L207 12V8ZM219 7V6H218ZM221 7V8H222ZM245 7V6H244ZM251 7V8H252ZM114 8V9H113ZM131 8V7H130ZM132 8V9H133ZM177 10H176V9ZM220 8V7H219ZM248 8V7H247ZM250 8V9H251ZM255 8V7H254ZM254 8H252V9H254ZM105 9V8H104ZM107 9V8H106ZM116 9V10H117ZM122 9V8H121ZM121 9H119V10H121ZM126 9L127 8H123V11L121 10V12H120V18H121V15L122 14H124L123 12L124 11H126ZM224 9V8H223ZM227 9V8H226ZM251 9V10H252ZM83 10V9H82ZM209 10V9H208ZM249 10V9H248ZM247 10V13L250 11H248ZM255 10V9H254ZM254 10H252V11H254ZM257 10V9H256ZM260 10V9H259ZM264 10V9H263ZM100 11V10H99ZM106 11V10H105ZM108 11V10H107ZM136 11V10H135ZM178 11V12H177ZM227 11V10H226ZM258 11V10H257ZM256 11V12H257ZM101 12H104L103 10H101ZM109 12V11H108ZM116 12V11H115ZM127 12H125L126 13V15H127ZM244 12V11H243ZM256 12H255V16H256ZM259 12V11H258ZM84 13V12H83ZM99 13V12H98ZM112 13H114V12H112ZM128 13V14H129ZM246 13V10H245V12L243 13V15ZM101 14V13H100ZM103 14V13H102ZM109 14V13H108ZM107 14V15H108ZM111 14V13H110ZM109 14V15H110ZM116 14V13H115ZM226 15H227V13H225ZM229 14V13H228ZM104 15V14H103ZM107 15H106V17H107ZM125 15V14H124ZM126 15L125 16H123V17H126ZM250 15H251V13H250ZM257 15H261V14H257ZM263 15H264V13H263ZM263 15H261V16H263ZM105 16V15H104ZM111 16H113L114 17V15H112L111 14ZM229 16H230V14H229ZM233 17H234V15H232ZM245 16H246V14H245ZM245 16H243V17H245ZM249 16V15H248ZM247 16V17H248ZM251 16H253V14L251 15ZM251 16H249V18L248 19H250V17ZM261 16H259V18L261 17ZM110 17V16H109ZM113 17H111V18H113ZM122 17V18H123ZM130 18V15L129 16H127V20ZM231 17V16H230ZM254 17V16H253ZM103 18V17H102ZM232 18V17H231ZM231 18L229 19L230 21H231ZM237 17L235 16V20H233V23H229L228 22V24L230 25V29H231V33H232V39L234 40V42H236V43H238V41L240 40H242L243 38V36L244 35H246L248 38H249V40H248V43L249 44H252L253 42H254V44H255V40L256 39H254V41L252 42V43H250L249 41H251V40H253V38L254 37H256L257 35H255L256 34V32L258 31V30H260V28H262V27H260L259 29H257V31L255 32V29L254 28H256L255 26H254V24L255 23H252L251 21H249L248 19H246L245 20V27L244 26H242L241 25V22H240V19L242 20V16L240 17V19H236ZM261 18H263L264 19V17H261ZM110 19V18H109ZM252 19H254L255 21H256V23H257V18H252ZM112 20V19H111ZM113 20H114V18H113ZM116 20H118L119 21V18L118 19H116ZM127 20H126V22H127ZM130 20V19H129ZM175 20H178V22L175 24L174 22H175ZM260 20V19H259ZM124 21H125V18H124ZM226 21H228V20H226ZM254 21V22H255ZM264 21V20H263ZM119 22V23H120ZM101 23V22H100ZM117 23V22H116ZM120 23V24H121ZM173 23H174V26H173ZM227 23V22H226ZM258 23H259V21H258ZM257 23V24H258ZM99 24V23H98ZM112 24V23H111ZM119 24V25H120ZM138 24H139V26H138ZM243 24V23H242ZM256 24V25H257ZM100 25H102V24H100ZM104 25V24H103ZM113 25V24H112ZM114 25H117V24H114ZM228 25V26H229ZM259 25V24H258ZM263 25H264V23H263ZM136 26H138L137 27V29H136ZM110 27V26H109ZM119 27V26H118ZM227 27V26H226ZM102 28H104V27H102ZM107 28V27H106ZM106 28H105V30H106ZM112 28V27H111ZM258 28V27H257ZM264 28V27H263ZM84 29V28H83ZM110 29V28H109ZM109 29H107L108 31H109ZM113 29H110V30H113ZM227 29H228V27H227ZM229 29V30H230ZM104 30V31H105ZM124 30V31H125ZM181 30V31H180ZM84 31V30H83ZM123 31V30H122ZM102 32V31H101ZM109 32H112V31H109ZM85 33V32H84ZM106 33V32H105ZM152 33V32H151ZM182 33V32H181ZM187 33V34H188ZM209 32H207V34H208ZM229 33V32H228ZM260 34V33H262V31H260V32H257V34ZM80 34V33H79ZM82 34H83V32H82ZM87 34H88V31H87ZM99 34V33H98ZM98 34H96V35H98ZM104 34V33H103ZM111 34V33H110ZM109 34V35H110ZM122 34H124V33H122ZM179 34V33H178ZM211 34V33H210ZM209 34V35H210ZM215 34V33H214ZM220 34V33H219ZM264 33H262V35H263ZM83 35H85V34H83ZM90 34H88V36H89ZM95 35V36H96ZM113 35V34H112ZM163 35V34H162ZM167 35H169V34H167ZM166 35V36H167ZM184 35V34H183ZM182 35V36H183ZM186 35V34H185ZM213 34H211V36H212ZM231 35V34H230ZM261 35V34H260ZM261 35V36H262ZM77 36H79V35H77ZM77 36H75V37H77ZM125 36V35H124ZM160 36V35H159ZM165 36V37H166ZM187 36V35H186ZM207 36V35H206ZM217 36V35H216ZM225 36V35H224ZM227 36V35H226ZM245 36V37H246ZM19 37H21V36H19ZM93 37H94V35H93ZM97 37V36H96ZM95 37V38H96ZM108 37V36H107ZM116 37V36H115ZM114 36H113V38H115ZM127 37V36H126ZM220 37H222V36H220ZM244 37V39H246ZM260 37V36H259ZM81 38H83V37H81ZM86 38V37H85ZM95 38H92V36H90V38L88 37L87 39H85V42H84V45L82 46V48H80V51L78 52V51H76V52H78L79 53V56H77L78 57V60H77V62L75 63V64H73L72 63V65H74L75 67H72V68H86V69H90L91 70V64H92V62L94 61H91V59H94L93 58V55H94V57L96 56L97 58L98 57H100V55H101V47L102 46H100V41H98L97 39H95ZM99 39H103V37H98ZM106 38V37H105ZM109 38H110V36H109ZM108 38V39H109ZM117 38V37H116ZM116 38H115V40H116ZM119 38V37H118ZM122 38H123V36H122ZM122 38H121V40H122ZM128 38V37H127ZM126 38V39H127ZM128 38V39H129ZM264 38V37H263ZM262 38V39H263ZM77 39V41H75L76 43L78 42V44H79V41H80V37L78 38H76ZM78 39H79V41H78ZM101 39V40H102ZM120 39V38H119ZM166 39V38H165ZM164 39V40H165ZM168 39V38H167ZM205 39V38H204ZM207 39V38H206ZM214 39H215V37H214ZM217 39H219V38H217ZM228 39V38H227ZM258 39V38H257ZM261 39V40H262ZM84 40V39H83ZM83 40H82V43H83ZM111 40V39H110ZM121 40H117L118 42H121ZM216 40V39H215ZM220 41H222L221 39H219ZM260 39H258V41H259ZM260 40V41H261ZM264 40V39H263ZM70 41V40H69ZM104 41H107V39H104ZM104 41H103V43H104ZM244 41V40H243ZM257 41V40H256ZM257 41V42H258ZM73 42H74V40H73ZM74 42V43H75ZM81 42V41H80ZM102 42V41H101ZM112 44H114L115 42H114V39H112ZM127 42V41H126ZM202 42H206L205 40L204 41H202ZM211 42V41H210ZM216 42V41H215ZM219 42V41H218ZM247 42V40L245 41V43ZM256 42V43H257ZM73 43V44H74ZM102 43V44H103ZM123 43H125V42H123ZM209 43V42H208ZM208 43L206 42V44L205 45H208ZM228 43V42H227ZM72 44V45H73ZM77 44V45H78ZM101 44V45H102ZM111 44V43H110ZM121 44V43H120ZM156 44V45H155ZM197 44V43H196ZM202 44V43H201ZM212 44H215V43H212ZM221 44H223L222 42H221ZM225 44H226V42H225ZM234 44V43H233ZM232 44V45H233ZM240 44V43H239ZM243 44V43H242ZM258 44V43H257ZM80 45V44H79ZM108 45V44H107ZM161 45V44H160ZM162 45H164V44H162ZM203 45H204V43H203ZM203 45H200V46H202L203 47ZM235 45H237L238 46V44H235ZM234 45V46H235ZM81 46V45H80ZM103 46H104V44H103ZM106 46V45H105ZM104 46V47H105ZM110 46H112V45H110ZM109 46V47H110ZM122 47L124 46L125 47V44L123 45H121ZM126 46H127V44H126ZM159 46V45H158ZM198 46V45H197ZM230 46V45H229ZM233 46V47H234ZM245 46V45H244ZM76 47V46H75ZM79 47V46H78ZM107 47V46H106ZM113 47V46H112ZM112 47H110L111 49H112ZM118 48H119V45L117 46ZM123 47V48H124ZM130 47V48H129ZM220 47V46H219ZM228 47V46H227ZM231 48H232V46H230ZM246 47V46H245ZM103 48V47H102ZM115 48V47H114ZM113 48V49H114ZM167 48V47H166ZM198 48V47H197ZM196 48V49H197ZM205 48V47H204ZM204 48H202V50L204 49ZM210 48V47H209ZM213 48V47H212ZM221 48V50L223 49V50H225L224 48H222V47H220ZM226 48V47H225ZM70 49V48H69ZM68 49V50H69ZM105 49V48H104ZM110 49V50H111ZM169 49V48H168ZM200 49V48H199ZM208 49V48H207ZM214 49H215V47H214ZM229 49V48H228ZM227 49V50H228ZM246 49H247V47H246ZM255 49V48H254ZM253 49V50H254ZM72 50V49H71ZM75 50H77V49H74V51ZM119 50H120V48L118 49V51L117 52H119ZM218 50H219V48H218ZM237 50V49H236ZM241 50V49H240ZM239 50V51H240ZM247 50H250V49H247ZM66 51H67V49H66ZM66 51H64V53L66 52ZM104 51V50H103ZM102 51V52H103ZM167 51V50H166ZM206 51V50H205ZM215 51V53H216V49L214 50ZM229 51V50H228ZM235 51V50H234ZM251 51V50H250ZM69 52V51H68ZM109 52V51H108ZM111 52V51H110ZM114 52H115V50H114ZM123 52V51H122ZM198 52V51H197ZM196 52V53H197ZM207 52H208V50H207ZM218 52V51H217ZM236 52V51H235ZM243 52H245V51H243ZM67 53V52H66ZM103 53H105V52H103ZM102 53V54H103ZM107 53V52H106ZM113 53V52H112ZM121 53V52H120ZM204 53V52H203ZM210 53V52H209ZM238 53V52H237ZM236 53V54H237ZM240 54H241V52H239ZM246 53V52H245ZM71 54V53H70ZM70 54H68V56L70 57ZM76 55H77V53H75ZM75 54H73L72 53V55H73V57H74V55ZM114 54H116V52L114 53ZM123 54V53H122ZM234 54V53H233ZM247 54H249L248 52H247ZM246 54V55H247ZM256 54V53H255ZM63 55H65V54H63ZM104 55V54H103ZM102 55V56H103ZM111 55V54H110ZM196 55V54H195ZM199 55V54H198ZM218 55L219 54H216V56L218 57ZM252 55H254V52H253V54ZM67 56V57H68ZM107 56H109V55H107ZM118 56H121V55H118L117 54V57ZM209 56V55H208ZM215 55H212L211 57H216ZM227 56H230V55H227ZM226 56V57H227ZM231 56H232V54H231ZM235 56V55H234ZM251 56V55H250ZM68 57V58H69ZM77 57H76V59H77ZM104 57H105V55H104ZM103 57V58H104ZM110 57V56H109ZM116 57V56H115ZM114 57V58H115ZM116 57V58H117ZM200 57V56H199ZM242 57V56H241ZM252 57V56H251ZM250 57V58H251ZM254 57V56H253ZM72 57H70V59H71ZM103 58L101 57L100 59H102L103 60ZM111 58V57H110ZM110 58H108V59H110ZM119 58V57H118ZM117 58V59H118ZM121 58V57H120ZM169 58V59H168ZM208 58V57H207ZM235 58V57H234ZM239 58V57H238ZM255 58V57H254ZM62 59H64V57L62 58ZM70 59H69V61H70ZM105 59V58H104ZM106 59H107V57H106ZM106 59H105V61H106ZM107 59V60H108ZM116 59V60H117ZM123 58H121V60H122ZM211 59H214V58H211ZM220 59V60H219ZM227 59V58H226ZM256 59V58H255ZM67 60V59H66ZM74 60V59H73ZM99 60V59H98ZM97 59H96V61H97V63L99 62ZM101 60V61H102ZM115 60V61H116ZM209 61H210V59H208ZM215 60V59H214ZM223 61L224 59H221L220 58V56L215 60V61H212L213 62V65L211 64L212 62H210V64H207V65H209V67L208 68H210V66L212 65V66H214L215 64H216V66H219L218 64H219V61ZM235 60V59H234ZM233 60V61H234ZM63 61V60H62ZM96 61H95V63H96ZM104 61V62H105ZM226 61V60H225ZM224 61V62H225ZM230 61V60H229ZM236 61V60H235ZM252 61V60H251ZM75 62V61H74ZM103 62V61H102ZM111 62V61H110ZM109 62V63H110ZM119 62H121V61H119ZM171 62V61H170ZM169 62V63H170ZM175 62V61H174ZM239 62H240V60H239ZM244 62V61H243ZM253 62V61H252ZM63 63V62H62ZM68 63V62H67ZM107 64H109L108 62H106ZM112 63H114L113 61H112ZM111 63V64H112ZM168 63V64H169ZM209 63V62H208ZM222 63L223 62H221V64L220 65H222ZM227 63H228V61H227ZM226 63V64H227ZM234 63V62H233ZM102 64V63H101ZM116 64V63H115ZM167 64V63H166ZM171 64V63H170ZM170 64H169V67H172V66H170ZM177 64V65H178ZM224 64V63H223ZM225 64V65H226ZM229 64H231V61H230V63ZM235 64H237V63H235ZM247 64H248V62H247ZM254 64V63H253ZM63 65V64H62ZM68 65V64H67ZM67 65H66V67H67ZM100 65V64H99ZM98 65V66H99ZM102 65H105V64H102ZM119 65H117V66H119ZM153 66V68H151L152 66ZM232 66L234 65V64H231ZM231 65L229 66V67H231ZM93 66V65H92ZM96 66H97V64H96ZM109 66V65H108ZM116 66V67H117ZM128 66V67H127ZM168 65H165V67H167ZM235 66V65H234ZM71 67V66H70ZM102 67V66H101ZM116 67H114V70H115V68ZM119 67V68H120ZM189 67V68H190ZM220 68H223V66H219ZM96 68V67H95ZM108 68H111V67H108ZM113 68V67H112ZM131 68H130V70L129 71H131ZM168 68V67H167ZM177 68V67H176ZM211 68H213V67H211ZM228 68V67H227ZM232 68V67H231ZM85 69V70H86ZM97 69V68H96ZM141 69V70H140ZM81 70V69H80ZM83 71V73L85 72H87L88 70H86V71ZM102 70H103V67H102ZM118 70V69H117ZM127 70V71H128ZM137 70V69H136ZM113 71V70H112ZM120 71V70H119ZM121 71H122V69H121ZM124 72H122V74L124 73V74H127V73H125L126 72V70H123ZM129 71H128V73H129ZM134 71V70H133ZM133 71H132V73H133ZM151 71V70H150ZM150 71H147V72H149V74H150ZM153 71V70H152ZM154 71H156V70H154ZM159 71V70H158ZM161 71V70H160ZM192 71H193V69H192ZM80 72V71H79ZM95 72V71H94ZM136 72V71H135ZM139 72V73H140ZM146 72V71H145ZM199 72H200V70H199ZM244 72H245V70H244ZM70 74H71V72H69ZM75 73V72H74ZM74 73H72V74H74ZM142 73V72H141ZM144 73V72H143ZM156 73V72H155ZM154 73V74H155ZM203 71H202V76H203ZM248 73V72H247ZM63 74H65V73H63ZM71 74V75H72ZM78 74V73H77ZM82 74V73H81ZM89 74V73H88ZM92 74V73H91ZM111 74H113V72L111 73ZM116 74H119V73H115L114 75H116ZM121 74V75H122ZM152 74H153V72H152ZM157 74V73H156ZM156 74H155V76H156ZM160 74V73H159ZM121 75H119V77L121 76ZM131 75V74H130ZM130 75H128L129 77H130ZM134 73H133V77H134ZM139 75H141V74H139ZM144 75H145V73H144ZM209 75V74H208ZM206 73H205V76H206V78H207V76H208ZM74 76H77V75H74ZM74 76H72V77H74ZM81 76V75H80ZM84 76V75H83ZM92 76V75H91ZM94 76V75H93ZM92 76V77H93ZM106 76V75H105ZM137 76H138V74H137ZM136 75H135V77H137ZM183 76V75H182ZM248 76V75H247ZM90 77V76H89ZM99 77V76H98ZM101 77H104V76H101ZM100 77V78H101ZM109 77H112L111 75L109 76ZM114 77V76H113ZM121 77H123V79L125 78L124 76H121ZM134 77V78H135ZM148 77H150V79L153 77H151L150 75L148 76ZM158 77V76H157ZM178 77V76H177ZM180 78H181V75L179 76ZM187 77V76H186ZM209 77V76H208ZM213 77V76H212ZM221 77V76H220ZM219 77V78H220ZM66 78V77H65ZM77 78V77H76ZM93 78H95V76L93 77ZM126 78H127V76H126ZM154 78V77H153ZM184 78V77H183ZM182 78V79H183ZM229 78V77H228ZM242 78V77H241ZM248 78V77H247ZM67 79L68 80H70V78L69 77H67ZM75 79V78H74ZM73 79V80H74ZM80 79H81V77H80ZM105 79H106V77H105ZM104 79V80H105ZM110 78H108V80H109ZM113 79V78H112ZM120 79V78H119ZM117 80V82H119V81H121V79L120 80ZM128 79V78H127ZM140 79V78H139ZM149 79V78H148ZM210 79V78H209ZM209 79H207V80H209ZM215 79V78H214ZM222 79V78H221ZM225 79V78H224ZM66 80V79H65ZM67 80V81H68ZM72 80V79H71ZM79 80V79H78ZM82 80V79H81ZM80 80V81H81ZM85 80V79H84ZM94 80H96V78L94 79ZM101 80H103V79H101ZM115 80V79H114ZM114 80H112V81H114ZM125 80V79H124ZM124 80L122 81V82H124ZM134 80V79H133ZM132 80V81H133ZM141 80V79H140ZM144 80V79H143ZM178 80V79H177ZM185 80V79H184ZM190 79H188V81H189ZM199 80V79H198ZM206 80V81H207ZM217 80V79H216ZM216 80H215V82L214 83H216ZM219 80V79H218ZM74 81H76V80H74ZM106 81H107V79H106ZM127 81V80H126ZM131 81V80H130ZM130 81H127L128 83H130ZM131 81V82H132ZM134 81H136V79L134 80ZM145 81H146V79H145ZM152 81V80H151ZM182 81V80H181ZM186 81V80H185ZM184 81V83H186ZM212 81V80H211ZM240 81V80H239ZM245 81V80H244ZM70 82V81H69ZM82 82H83V80H82ZM102 82V81H101ZM107 82H109V83H112L111 82V79L109 80V81H107ZM115 82V81H114ZM144 82V81H143ZM148 82H150V81H148ZM153 82V81H152ZM170 82V81H169ZM176 82V81H175ZM217 82H219V81H217ZM223 82V81H222ZM102 83H104V82H102ZM109 83H106L107 85L109 84ZM116 83V82H115ZM125 83V82H124ZM123 83V84H124ZM138 84L140 83L139 81L137 82ZM172 83V82H171ZM179 84H180V82H178ZM177 83V84H178ZM190 83H191V80H190ZM192 83H194V82H192ZM239 83V82H238ZM90 84V83H89ZM105 84V83H104ZM120 84H122V83H120L119 82V84H117V85H120ZM133 84V83H132ZM137 84V85H138ZM142 84V83H141ZM146 84V83H145ZM178 84V85H179ZM187 84V83H186ZM218 84V83H217ZM220 84V83H219ZM22 85V84H21ZM85 85H87V82L85 83ZM113 85H115L114 83H113ZM126 85V84H125ZM174 85V84H173ZM176 85V84H175ZM182 85V84H181ZM185 85V84H184ZM188 85V84H187ZM243 85V84H242ZM12 86V85H11ZM34 86V85H33ZM100 86H101V84H100ZM110 87H113V86H111V84L109 85ZM127 86V85H126ZM131 86V85H130ZM148 86H150V85H148ZM152 86V85H151ZM161 86V85H160ZM165 86V85H164ZM163 86V87H164ZM171 85H169V87H170ZM180 86V85H179ZM190 86H191V84H190ZM215 86H217V85H215ZM16 87V86H15ZM18 87V86H17ZM23 87V86H22ZM41 87V86H40ZM96 87H97V85H96ZM98 87H99V83H98ZM109 87V88H110ZM115 87H117V86H115ZM118 87H120V88H122V86H118ZM129 86H127V88H128ZM133 87H136V86H134L133 85ZM132 87V88H133ZM145 87V86H144ZM143 87V88H144ZM162 87V86H161ZM213 87V86H212ZM218 87V86H217ZM10 88V87H9ZM25 88V87H24ZM31 88V87H30ZM87 88V87H86ZM103 88V87H102ZM124 88H126V87H124ZM126 88V89H127ZM137 88V87H136ZM167 88V87H166ZM23 89V88H22ZM21 89V90H22ZM38 89V88H37ZM40 89V88H39ZM104 89H105V85H104ZM145 89H147L146 87H145ZM153 89V88H152ZM151 89V90H152ZM154 89H155V87H154ZM157 89V88H156ZM164 89V88H163ZM170 89V88H169ZM171 89H172V87H171ZM182 89H184V88H182ZM6 90V89H5ZM11 90V89H10ZM26 90V89H25ZM70 90V89H69ZM68 90V91H69ZM93 90H96V89H93ZM110 90V89H109ZM121 90V89H120ZM119 90V91H120ZM122 90H123V88H122ZM131 90V89H130ZM136 90V89H135ZM138 91H139V88L137 89ZM141 90H142V88H141ZM144 90V89H143ZM150 90V91H151ZM185 90H186V88H185ZM188 91H189V88L187 89ZM239 90V89H238ZM256 90V89H255ZM29 91V90H28ZM54 91H56V90H54ZM54 91H52L53 93H54ZM66 91V90H65ZM76 91V90H75ZM74 91V92H75ZM111 91V90H110ZM117 91H118V89L116 90V95H117ZM124 91V90H123ZM122 91V92H123ZM137 91V92H138ZM145 91V90H144ZM143 91V92H144ZM149 91V92H150ZM187 91V92H188ZM191 91V90H190ZM17 92H20V90H17ZM23 92V91H22ZM32 92V91H31ZM78 92H79V90H78ZM81 92V91H80ZM98 92V91H97ZM101 92V91H100ZM109 92V91H108ZM107 92V93H108ZM122 92H120L121 93V95L123 96L124 95V93L122 94ZM129 92V91H128ZM136 92V91H135ZM135 92H133V94L135 93ZM136 92V93H137ZM148 92V91H147ZM149 92H148V94H149ZM186 91H184V93L183 94H186L185 93ZM25 93V92H24ZM34 93V92H33ZM32 93V94H33ZM71 93V92H70ZM93 93V92H92ZM105 94V96L107 95V93L106 92H104ZM114 93H112L111 92V94H114ZM130 94L132 93V92H129ZM141 93V92H140ZM251 93V92H250ZM19 93H16V95H18ZM27 94H28V92H27ZM36 94V93H35ZM69 94V93H68ZM71 94H73V93H71ZM78 93H75V95H77ZM81 94V93H80ZM84 94V93H83ZM83 94H81V95H83ZM125 94H127L126 92H125ZM151 94V93H150ZM149 94V95H150ZM155 94V93H154ZM181 94V93H180ZM179 94V95H180ZM11 95H13V94H11ZM37 95V96H36ZM35 96L36 97H38V96H40V95H38V94H36ZM57 95H58V93H57ZM62 95V94H61ZM66 95V94H65ZM65 95H63V96H65ZM70 95V94H69ZM102 95H103V93H102ZM140 95V98H141V94H139ZM146 95V94H145ZM9 96V95H8ZM24 96V95H23ZM25 96H27V95H25ZM45 96V95H44ZM50 96V95H49ZM54 96V95H53ZM80 96V95H79ZM112 96V95H111ZM110 96V97H111ZM119 96V95H118ZM134 96V95H133ZM136 96H138V93L136 94ZM144 96V95H143ZM148 96V95H147ZM161 96H163V95H161ZM181 96H182V94H181ZM184 96V95H183ZM187 96H189L188 94H187ZM3 97V96H2ZM61 97V96H60ZM77 97V96H76ZM82 97V96H81ZM80 97V98H81ZM84 97H85V94H84ZM84 97H82L83 99H86V98H84ZM107 97H109V95L107 96ZM109 97V98H110ZM115 97V96H114ZM132 97V96H131ZM154 97V96H153ZM153 97H151V98H153ZM155 97H156V95H155ZM177 97H178V95H177ZM22 98V97H21ZM32 98H35V97H32ZM39 98V97H38ZM53 98V97H52ZM56 98V97H55ZM55 98H53V99H55ZM62 98V97H61ZM68 98H71L72 100H73V98L72 97H68ZM80 98H77V99H80ZM101 98V99H100ZM119 98V97H118ZM139 98V97H138ZM137 98V99H138ZM182 98V97H181ZM185 99H186V95H185V97H184ZM183 98V99H184ZM6 99H8V98H6ZM31 99V98H30ZM29 99V100H30ZM67 99V98H66ZM76 99V100H77ZM98 99H100V100H103L102 99V97H99ZM112 99H116V97L115 98H112ZM130 99V98H129ZM150 99V98H149ZM159 99V98H158ZM161 99V98H160ZM167 99V98H166ZM189 100H190V97L188 98ZM202 99V98H201ZM208 99V98H207ZM47 100V99H46ZM51 100V99H50ZM57 100H58V96H57ZM62 100H64V99H62ZM81 100V99H80ZM88 100V99H87ZM110 100H111V98H110ZM187 100V99H186ZM185 100V101H186ZM194 100V99H193ZM192 100V101H193ZM203 100H205L206 101V97L205 98H203L202 99V101ZM220 100V99H219ZM219 100H217V101H219ZM223 100H225V99H223ZM223 100L221 99V101H219L220 103H222L223 102ZM227 100V99H226ZM33 101V100H32ZM51 101H53V100H51ZM69 101V100H68ZM74 101V100H73ZM73 101H71V103L73 102ZM113 101V100H112ZM116 101V100H115ZM121 101V100H120ZM127 101H130V100H127ZM144 101V100H143ZM147 101V100H146ZM192 101H191V103H192ZM209 101V100H208ZM216 101V102H217ZM229 101V100H228ZM263 101V100H262ZM2 102H3V99H2ZM39 102V101H38ZM55 102H56V99H55ZM58 102V101H57ZM83 102H84V100H83ZM135 102V101H134ZM141 102H142V100H141ZM148 102V101H147ZM158 102V101H157ZM195 102V101H194ZM225 102V101H224ZM237 102H239V101H237ZM242 102V101H241ZM5 103V102H4ZM6 103H7V101H6ZM9 103V102H8ZM28 103V102H27ZM49 104H50V102H48ZM59 103V102H58ZM74 103V102H73ZM72 103V104H73ZM113 103V102H112ZM112 103H111V105L109 104V102H108V104L106 105V107L107 106H111L112 108L114 107V105H112ZM118 103V102H117ZM138 103V102H137ZM189 103V102H188ZM191 103H189L190 105H191ZM202 103V102H201ZM200 103V104H201ZM205 103V102H204ZM208 103V102H207ZM206 103V104H207ZM235 103V101L233 102V104ZM259 103V102H258ZM31 104V103H30ZM42 104V103H41ZM55 104H57V103H55ZM60 104V103H59ZM67 104H68V102H67ZM80 104V103H79ZM83 103H81V106L83 107V105H82ZM140 104V103H139ZM138 104V105H139ZM142 104V103H141ZM140 104V105H141ZM147 104V103H146ZM150 104V103H149ZM155 104V103H154ZM153 104V105H154ZM157 104V103H156ZM184 104H185V102H184ZM193 104V103H192ZM195 104V103H194ZM199 104V105H200ZM230 104H231V102H230ZM260 104V103H259ZM261 104H263V103H261ZM5 105V104H4ZM12 105V104H11ZM48 105V104H47ZM61 105H62V103H61ZM63 105H65V104H63ZM70 105V104H69ZM92 105V104H91ZM122 105V104H121ZM120 105V106H121ZM123 105L124 106H126L124 103H123ZM130 105H131V102H130ZM137 105V106H138ZM144 105H145V103H144ZM143 105V106H144ZM198 105V106H199ZM203 105V104H202ZM201 105V106H202ZM228 105V104H227ZM235 105H237V104H235ZM243 105V104H242ZM245 105V104H244ZM247 105V104H246ZM245 105V106H246ZM37 106H38V104H37ZM56 106V105H55ZM134 107H135V105H133ZM148 106V105H147ZM155 106V105H154ZM192 106V105H191ZM200 106V107H201ZM244 106V107H245ZM249 105H247V107H248ZM252 106V105H251ZM257 106H259L258 104H257ZM28 107V106H27ZM44 107V106H43ZM52 107H54V106H52ZM71 107V106H70ZM78 107V106H77ZM81 107V108H82ZM93 107V106H92ZM133 107V108H134ZM142 107V106H141ZM149 107V106H148ZM179 107V106H178ZM183 107V106H182ZM186 107H187V105H186ZM193 107V106H192ZM195 107V106H194ZM194 107H193V109H194ZM196 107H197V105H196ZM209 107H212V106H209ZM221 107V106H220ZM230 107H232L233 108V105L232 106H230ZM234 107H236V106H234ZM238 107V106H237ZM236 107V108H237ZM250 107V106H249ZM254 107V106H253ZM256 107V106H255ZM262 107V106H261ZM7 108V107H6ZM12 108V107H11ZM47 108V107H46ZM51 108V107H50ZM63 109H64V107H62ZM73 108V107H72ZM81 108H80V110H81ZM115 108H116V105H115ZM155 108V107H154ZM157 108V107H156ZM190 108V107H189ZM252 108V107H251ZM250 108V109H251ZM258 108V107H257ZM256 108V109H257ZM260 108V107H259ZM8 109V108H7ZM49 109V108H48ZM61 109V108H60ZM59 109V110H60ZM71 109V108H70ZM74 109V108H73ZM72 109V110H73ZM78 109V108H77ZM108 109V111H109V108H107ZM139 109H141V108H139ZM138 109V110H139ZM145 109H146V107H145ZM150 109V108H149ZM152 109H153V107H152ZM185 108H183L182 109V111L184 110ZM198 109V108H197ZM204 109H206V105H205V108ZM207 109H208V107H207ZM222 109V108H221ZM233 109H235V108H233ZM254 108H252V110H253ZM255 109V110H256ZM264 109V108H263ZM12 110V109H11ZM68 110V109H67ZM75 110V109H74ZM118 110V109H117ZM120 108H119V112H120ZM138 110L136 109L135 110V112L137 111L138 112ZM142 110H143V108H142ZM147 110V109H146ZM167 110V109H166ZM166 110H165V112H166ZM169 110H171V109H169ZM186 110H188V111H190V110H192L191 108H190V110L187 108ZM184 111V113L185 112H187V114H188V111ZM219 110V109H218ZM237 110H239V109H237ZM243 110H244V108H243ZM258 110V109H257ZM262 110V109H261ZM14 111H16L15 113L17 114L18 112H20V113H23V114H32V112L33 111H35L34 110V107H31L30 108V106L28 107V108H26V107H24L23 105H22V103H20V102H18L17 104H16V109L14 110ZM41 111V110H40ZM39 111V112H40ZM49 111V110H48ZM69 111V110H68ZM77 111V110H76ZM111 111V110H110ZM122 111V110H121ZM140 111V110H139ZM148 111V110H147ZM147 111H144L145 113L147 112ZM150 111H153V110H150ZM172 111V110H171ZM169 112V113H171V115H173L172 114V112ZM196 110L194 109V112H195ZM220 111V110H219ZM218 111V112H219ZM7 112H8V110H7ZM7 112H6V115L4 114V113H2V119H3V122H4V129H5V132L3 131V133H1L0 134V264H106L104 261L103 262H95V258H94V256L92 257V259H88V260H83V261H76V258H75V256H77V257H79V256H81L82 258H85V255L83 254L84 252V250L88 247V244H89V241L90 240H88L87 241V238H86V235H82L79 231V233H72L73 231L71 230V228H70V226H72V224L71 223H73V221H75V220H79V218H81L82 216H84L85 215V213H86V211H85V213H84V211H83V208L81 207V204L80 203H76V204H74L75 203V201L74 202H72L73 203V206L72 207H70V209H69V207H68V211L67 212H58V211H54V210H50L49 209V202H51V200L52 199H50L49 201H47V198H46V196H45V190H46V188L47 187H45L46 186V182L44 183V185H43V188H39V187H35L33 184H32V186H31V184H30V181H29V178H27L28 176H29V173H28V175L26 174V172L27 171H32V173L34 172V173H37V172H42L43 171V169H41V168H37V162L39 163V165H40V163H45V162H47V160L45 161V159H44V153L45 152H47L48 150L49 151H51V152H47L48 153V155L50 154V153H52V155L54 156L53 158H56V159H60L59 161H61L62 162V160H64V162L66 161V163H64L63 165H62V163L60 162V164H58L57 166L56 165H54V166H56V167H53V168H55L56 170H59V171H61V173H64L63 175H65L64 177H65V179H66V182L65 183H67V184H65L66 186H67V188H71L70 190H72L73 192H74V190H75V187H73L74 186V184H76L77 183V181L78 180H81V179H78V177H79V172H82L83 171V169H84V166L86 167V161H88L89 159H90V157H88L89 159H87L86 160V158H87V156L85 157V156H82V155H84V152H83V154L81 155V152H80V148H81V146H82V144L80 145L79 143V145H80V147L79 148H75V147H73V146H75V145H73V146H66V145H64V146H66L65 148H63V147H59V146H54V145H52L51 144V138H50V136L49 135H45V134H48V133H44L42 130H40V129H38L37 130V132H35V131H32L31 130V127H33L34 126V124L35 123H33L32 124V126L31 127H24V125H21L20 123H11L10 122V120H9V117L7 116ZM52 112V111H51ZM65 112H66V107H65ZM72 112V111H71ZM74 112V111H73ZM80 112H82V111H80ZM118 112V113H119ZM136 112V113H137ZM142 112V111H141ZM143 112V113H144ZM156 112V111H155ZM163 112H164V110H163ZM164 112V115L166 114L167 115V113H165ZM191 112L192 111H190V114H191ZM228 112V111H227ZM50 113V112H49ZM60 113V112H59ZM62 113V112H61ZM60 113V114H61ZM106 113V112H105ZM105 113H103L104 115H105ZM123 114H124V111L122 112ZM125 113H126V111H125ZM140 112H138V114H139ZM157 113H159V111L157 112ZM161 111H160V114H158L159 116L161 115ZM184 113H182V114H184ZM196 113V112H195ZM198 113H199V111H198ZM201 113V112H200ZM10 114V111L8 112V115ZM34 114H36V111H35V113ZM33 114V115H34ZM38 114V113H37ZM78 114V113H77ZM76 114V115H77ZM82 114H84L83 112H82ZM115 114H116V112H115ZM133 113H131V115H132ZM137 114V115H138ZM150 114H152V112L150 113ZM163 114V113H162ZM176 114V113H175ZM174 114V115H175ZM182 114H181V116H182ZM194 114V113H193ZM238 114H239V112H238ZM49 114H47V116H48ZM64 115V114H63ZM73 115H75V112H74V114ZM111 115V114H110ZM121 115V114H120ZM127 114H125V116H126ZM129 115V114H128ZM134 115V114H133ZM140 115V114H139ZM186 115V114H185ZM10 116V115H9ZM45 116V115H44ZM69 116V115H68ZM71 116V115H70ZM83 116V115H82ZM81 116V117H82ZM113 116V115H112ZM124 116V115H123ZM125 116L123 117V118H125ZM136 116V115H135ZM148 116H149V113H148ZM148 116L146 117V118H148ZM151 116H153V115H151ZM156 116V115H155ZM168 116V115H167ZM170 116V115H169ZM168 116V117H169ZM196 116V115H195ZM36 117V116H35ZM38 117V116H37ZM76 117V116H75ZM88 117V116H87ZM87 117H85V119L87 118ZM116 117H121V116H116ZM134 117V116H133ZM138 117V116H137ZM137 117H135V118H137ZM140 117H143V116H140ZM162 117V116H161ZM160 117V118H161ZM175 117V116H174ZM179 117H180V115H179ZM186 117H187V115H186ZM185 117V118H186ZM191 117H192V115H191ZM207 117V116H206ZM47 118H49V117H47ZM62 118H63V116H62ZM74 117H71V119H73ZM92 118V117H91ZM96 118V117H95ZM103 118V117H102ZM107 118V117H106ZM110 118V117H109ZM114 118V117H113ZM122 118V119H123ZM127 118V117H126ZM125 118V119H126ZM153 118V117H152ZM151 118V119H152ZM154 118H156V117H154ZM154 118L152 119V120H154ZM164 118H166L165 116H164ZM170 118V117H169ZM176 118L178 119V116H176ZM176 118H174V120L172 121V123H174V121H175V119ZM182 117H180L179 119H181ZM184 118V117H183ZM182 118V119H183ZM184 118V119H185ZM190 117H188L187 119H189ZM192 118H194V117H192ZM11 120H14V116L13 115H11V118H10ZM31 119V118H30ZM33 119V118H32ZM35 119V118H34ZM44 119V118H43ZM67 119H69L68 117L66 118V121H68ZM88 120H90L89 119V117L87 118ZM108 119V118H107ZM111 119H112V117H111ZM150 119V118H149ZM150 119V120H151ZM159 119V118H158ZM158 119H157V121H158ZM162 119V118H161ZM171 119V118H170ZM170 119H168L170 122H171V120ZM183 119V120H184ZM76 120H78V118H76ZM75 120V121H76ZM87 120V121H88ZM92 120V119H91ZM105 120V119H104ZM110 120V119H109ZM119 120H121L120 118H119ZM118 119L116 120L117 122L119 121ZM124 120V119H123ZM150 120H148L149 122H150ZM151 120V121H152ZM190 120L191 119H189V123H190ZM37 121V120H36ZM46 121H47V119H46ZM50 120H48V122H49ZM70 121H72L73 122V124H74V121L73 120H70ZM103 121V120H102ZM106 121V120H105ZM113 121V120H112ZM116 121H114V122H112V123H115ZM142 121H143V119H142ZM155 121V120H154ZM161 121H163V123L164 122H166V121H164V120H161ZM160 121V122H161ZM180 121V120H179ZM186 121V120H185ZM185 121H183V122H185ZM193 121V120H192ZM27 122H28V120H27ZM38 122H40V121H38ZM44 122H45V120H44ZM57 122V121H56ZM56 122H55V124H56ZM65 122V121H64ZM69 122V121H68ZM98 122V121H97ZM107 122V121H106ZM109 122V121H108ZM116 122V123H117ZM145 122H147V121H145ZM145 122H143L144 124H145ZM153 122V121H152ZM159 122V121H158ZM159 122V123H160ZM182 122V121H181ZM208 122V121H207ZM37 123V122H36ZM41 123V122H40ZM76 123V122H75ZM77 123H80V121L79 122H77ZM83 123H85V122H83ZM82 123V124H83ZM87 123V122H86ZM138 123V122H137ZM142 122H141V124H143ZM148 123V122H147ZM162 123V122H161ZM168 123V122H167ZM166 123V125L168 126V124ZM171 123V124H172ZM205 123H206V121H205ZM43 124V123H42ZM64 124V123H63ZM62 124V125H63ZM66 124V123H65ZM70 124V123H69ZM90 124V123H89ZM95 124H97L96 122L95 123H93V125L95 126ZM136 124V123H135ZM165 124V123H164ZM163 124V125H164ZM182 124H184V123H182ZM188 124V123H187ZM192 124V123H191ZM190 124V125H191ZM204 124V123H203ZM208 124H209V122H208ZM61 125V124H60ZM60 125H59V127H60ZM81 125V124H80ZM148 125V124H147ZM152 125V124H151ZM170 125V124H169ZM175 125V124H174ZM176 125H177V123H176ZM175 125V126H176ZM188 126V127H192V126ZM48 126V125H47ZM47 126H46V128H47ZM49 126H50V124H49ZM68 126H70V125H68ZM67 126V127H68ZM77 126H79V125H77ZM76 126V127H77ZM88 126V125H87ZM137 126H138V124H137ZM145 126V125H144ZM144 126H143V128H144ZM167 126H165V127H167ZM172 125H170V127H171ZM179 126V125H178ZM209 126V125H208ZM51 127V126H50ZM58 127V126H57ZM58 127V128H59ZM82 127V126H81ZM84 127H85V125H84ZM91 127V126H90ZM95 127H97V126H95ZM131 127V126H130ZM139 127V129H141L140 128V126H138ZM137 127V128H138ZM142 127V126H141ZM146 127V126H145ZM148 127H149V129H150V126H147L146 128L147 129H145V130H148ZM152 127V126H151ZM160 127V125L157 127V128H159ZM161 127H162V124H161ZM173 127V126H172ZM182 127V126H181ZM184 127V126H183ZM2 128H3V126H2ZM43 128V127H42ZM61 128V127H60ZM59 128V129H60ZM73 128V127H72ZM71 128V126H70V130L72 129ZM80 128V127H79ZM93 128V127H92ZM126 128H129V127H126ZM163 128V127H162ZM176 128H178V127H176ZM203 128V127H202ZM207 128V127H206ZM210 128V127H209ZM10 129H12V130H10ZM49 129V128H48ZM51 129V128H50ZM49 129V130H50ZM53 129H54V127H53ZM77 129V128H76ZM75 129V127H74V131L76 130ZM87 129H88V127H86V131H87ZM89 129H91V128H89ZM155 129V128H154ZM165 129V128H164ZM187 129V128H186ZM186 129H184V133H186ZM191 128H189V130H190ZM2 130V129H1ZM47 130V129H46ZM63 129L61 128V131H62ZM82 130H84V129H82ZM92 130H94V128L92 129ZM135 130H136V128H135ZM151 130V132L153 131V129H150ZM149 130V131H150ZM157 129H155V131H156ZM160 130V129H159ZM168 130V129H167ZM169 130H171L170 128H169ZM180 130V129H179ZM182 130V129H181ZM180 130V131H181ZM188 130V129H187ZM192 130V129H191ZM50 131H52V130H50ZM57 131V130H56ZM59 131V130H58ZM64 131V130H63ZM62 131V132H63ZM78 131V130H77ZM81 131V130H80ZM130 131V130H129ZM138 131L140 132V131H142V129L141 130H137L136 131V133H134L133 132V134H137L138 133ZM144 131V130H143ZM148 131V132H149ZM161 131V130H160ZM159 131V132H160ZM163 132L165 131V130H162ZM161 131V132H162ZM174 131V130H173ZM176 131V130H175ZM62 132H60V133H62ZM67 132V131H66ZM65 132V133H66ZM70 132V131H69ZM68 132V133H69ZM71 132H72V130H71ZM79 132V131H78ZM91 132V131H90ZM94 132V131H93ZM147 132V133H148ZM150 132V133H151ZM171 132H172V130L170 131V136H172V134L174 133H172L171 134ZM183 132V131H182ZM190 132V131H189ZM193 132V131H192ZM192 132H190V133H192ZM203 132H204V130H203ZM53 133V132H52ZM73 133V132H72ZM75 133H76V131H75ZM80 133V132H79ZM83 133V132H82ZM87 133V132H86ZM85 133V134H86ZM95 133H97V132H95ZM131 132H129V134H130ZM140 133H142V132H140ZM143 133H145V132H143ZM147 133H145V136H146V134ZM152 133H154V134H156L157 133V131H156V133L153 131ZM151 133V134H152ZM165 133V132H164ZM162 134V135H160V136H163V135H166V134ZM168 133H169V131H168ZM59 134V133H58ZM62 134H64V133H62ZM71 133H69V135H70ZM74 134V133H73ZM90 134V133H89ZM92 134V133H91ZM99 134H101V133H99ZM99 134H98V138H99ZM111 134V133H110ZM149 135V134H147V136L149 135V136H152V135ZM158 134V133H157ZM175 134H178V132L177 133H175ZM174 134V135H175ZM179 134H180V132H179ZM187 134H188V131H187ZM187 134L185 135V136H187ZM202 134V133H201ZM200 134V135H201ZM72 135V134H71ZM77 135V134H76ZM93 135H94V133H93ZM93 135H91L92 136V139H93ZM96 136H97V134H95ZM141 135V134H140ZM139 134H138V136H140ZM143 135V134H142ZM181 135H183V137H184V134H181ZM180 135V136H181ZM200 135H199V137H200ZM204 135V134H203ZM47 136V137H46ZM75 136V135H74ZM78 136H79V134H78ZM87 136V134L85 135V136H82V137H86ZM90 136V135H89ZM88 136V137H89ZM137 136V135H136ZM149 136H148V138H149ZM154 136H157V135H154ZM159 136V135H158ZM159 136V137H160ZM180 136H178L177 138L178 139H180ZM43 137H45V139H43ZM58 137V136H57ZM57 137H56V139H57ZM59 137H60V135H59ZM135 137V136H134ZM133 137V138H134ZM143 137V136H142ZM142 137H140V138H142ZM153 137V136H152ZM164 137V136H163ZM167 137H169L168 136V134H167ZM183 137H181V139L183 138ZM188 137V136H187ZM191 137V136H190ZM192 137H193V134H192ZM191 137V140L193 139L194 140V138H192ZM196 137V136H195ZM198 137V136H197ZM196 137V138H197ZM205 137V136H204ZM54 138H55V136H54ZM80 138V137H79ZM91 138V137H90ZM97 138V139H98ZM139 138V139H140ZM155 138V137H154ZM153 138V139H154ZM175 138H176V135H175ZM186 138V137H185ZM201 138V137H200ZM61 139H62V142H63V140H65V139H67L66 138V136L65 135H63L62 137H61ZM61 139L60 140H58V141H61ZM73 139V138H72ZM81 139H83V138H81ZM87 139H89V138H87ZM95 137H94V142H95ZM125 139V138H124ZM145 140H146V138H144ZM149 139H151V137L149 138ZM160 139L162 140V138L160 137ZM159 138L157 139V141L158 140H160ZM173 139V140H172ZM172 139H170V141L172 142V144H173V141H174V138L172 137ZM180 139V140H181ZM203 139H205V138H203ZM44 140H46V142L44 143L43 141ZM143 140V139H142ZM155 140V139H154ZM164 140V139H163ZM169 140V139H168ZM167 140V141H168ZM180 140H178V142H176V141H174V142H176L175 144L176 145H179L178 143H181V142H183L182 140H184V139H182L181 140V142H179ZM190 140V139H189ZM192 140V141H193ZM201 140V139H200ZM200 140H199V148H201L202 146H201V142H200ZM54 141H56V140H54ZM57 141V142H58ZM67 141V140H66ZM76 142H78V141H80V140H77V138H76V140H75ZM86 140H84V142H85ZM88 141H91V140H88ZM97 141V140H96ZM98 141H99V139H98ZM134 141H140V140H138L137 138H136V140H134ZM147 141V140H146ZM148 141H152V140H148ZM157 141H155V142H157ZM165 141V140H164ZM167 141H166V143H167ZM191 141V142H192ZM197 141V142H196ZM196 141H194V143L195 144H197L198 143V140L196 139ZM203 141V140H202ZM205 141V140H204ZM68 142L70 143L71 141H69V138H68ZM93 142V141H92ZM91 142V143H92ZM131 142V141H130ZM143 142V141H142ZM154 142V141H153ZM152 142V143H153ZM154 142V143H155ZM160 142V141H159ZM185 142H186V140H185ZM184 142V143H185ZM64 143H67V142H64ZM73 143V142H72ZM89 143V142H88ZM87 143V144H88ZM138 143H140V142H138ZM138 143H136V145H139ZM144 143H146V142H144ZM150 144H151V142H149ZM163 143V142H162ZM169 143V142H168ZM184 143L183 144H181V145H183V146H185L186 145V147H188L187 145H189L190 144V142H186V144L184 145ZM188 143V144H187ZM193 143V142H192ZM191 143V144H192ZM194 143H193V146H190V147H188V148H193L194 146L195 147H197V145H194ZM204 143V142H203ZM208 142H207V140H206V144H207ZM74 144V143H73ZM76 144V143H75ZM86 144V143H85ZM85 144H84V147H85ZM90 144V143H89ZM95 144V143H94ZM131 144H133V146H135V144L132 142ZM148 144V142L145 144V145H147ZM159 144V143H158ZM158 144H156L155 143V147L158 145ZM60 145V144H59ZM62 145V144H61ZM96 145V144H95ZM143 145V143L140 145V146H142ZM164 145V144H163ZM174 145V144H173ZM90 146V145H89ZM144 146V145H143ZM180 146V145H179ZM182 146V147H183ZM201 146V147H200ZM204 146V145H203ZM206 146V145H205ZM78 147V146H77ZM95 148L97 147L98 148V146H94ZM108 147V146H107ZM136 148H137V146H135ZM153 147V146H152ZM151 146H150V148H152ZM155 147H153V148H155ZM186 147H183V148H185L186 149ZM86 148H87V146H86ZM86 148H81L82 150H85ZM120 148V147H119ZM136 148H134V149H136ZM141 147H138V149H140ZM143 148V147H142ZM149 148V146H148V148H146V149H150ZM187 148V150H192V149H188ZM198 148V149H199ZM94 149V148H93ZM98 149H100V148H98ZM105 149H106V147H105ZM104 149V150H105ZM133 149V148H132ZM137 149V150H138ZM143 149H145V147L143 148ZM142 149V150H143ZM145 149V150H146ZM155 149H158V146L155 148ZM101 150H103V148L101 149ZM110 150H112L111 148L109 149V153H110ZM145 150H143V152H145ZM161 150V149H160ZM160 150L158 151L159 153H160ZM195 150H197V148L195 149ZM87 152H88V155H89V151H91V150H86ZM96 151V150H95ZM94 151V152H95ZM98 151V150H97ZM96 151V152H97ZM107 151V149L104 151V152H106ZM135 151V150H134ZM150 151H153V149H150ZM156 151V152H157ZM96 152L95 153H93V154H96ZM132 152H133V150H132ZM136 153H137V151H135ZM146 152H147V150H146ZM148 152H149V150H148ZM153 152H155V150L153 151ZM158 152L156 153V155L155 156H157V154H158ZM99 152H97V154H98ZM103 152L101 151V153L100 154H102ZM114 152H112V154H113ZM122 153V152H121ZM121 153H118L119 154V157H121L120 156V154ZM140 153H141V151L138 153L139 155H140ZM85 154H86V152H85ZM97 154L94 156V157H96L97 156ZM99 154V155H100ZM108 154V153H107ZM111 154V155H112ZM115 154V153H114ZM146 154H148V153H146ZM155 154V153H154ZM98 155V156H99ZM133 155V154H132ZM153 154H151V156H152ZM93 156V155H92ZM106 156V155H105ZM104 156V157H105ZM108 156V155H107ZM114 156V155H113ZM117 156V155H116ZM140 156H142V154L140 155ZM139 156V157H140ZM143 156H146V158H147V156L148 155H143ZM150 156V157H151ZM154 156V157H155ZM50 157V156H49ZM85 157V158H84ZM100 157V156H99ZM98 157V158H99ZM101 157H103V156H101ZM115 157V156H114ZM122 157H123V155H122ZM135 157V156H134ZM137 157V156H136ZM157 157H159V156H157ZM45 158H47L46 156H45ZM138 158V157H137ZM145 158V159H146ZM149 158V157H148ZM147 158V159H148ZM153 158V157H152ZM55 159V160H56ZM101 159V158H100ZM100 159H97V160H100ZM104 159V158H103ZM102 159V160H103ZM106 159V158H105ZM104 159V160H105ZM109 159V158H108ZM115 159V158H114ZM117 159H118V157H117ZM140 159V158H139ZM144 158H143V160H141V162L142 161H144L145 160ZM150 159V158H149ZM91 160V159H90ZM94 160V159H93ZM102 160H100V161H102ZM104 160H103V162H104ZM116 160V159H115ZM119 160V159H118ZM118 160H117V162H118ZM124 160H126L125 158L123 159V161H121V162H124ZM131 160V159H130ZM158 160V159H157ZM156 160V158H155V161H157ZM138 161V160H137ZM48 162H51L52 163V161H48ZM92 162V161H91ZM91 162H88V163H90L91 164ZM93 162H95L96 163V160L95 161H93ZM102 162V163H103ZM116 162V161H115ZM126 162V161H125ZM129 162V161H128ZM134 162H136V161H134ZM148 162H150V161H147V165H149V164H151V163H149L148 164ZM86 163V164H85ZM101 162H100V164H102ZM113 163V162H112ZM118 163H120V162H118ZM137 163V162H136ZM135 163V165H139L140 166V164L139 163H137L136 164ZM143 163V162H142ZM144 163H145V161H144ZM143 163V164H144ZM53 164V163H52ZM89 164V165H90ZM93 164V163H92ZM99 164V165H100ZM104 164V163H103ZM110 164V163H109ZM121 164V163H120ZM125 164V163H124ZM123 163H122V166L124 165ZM133 164V163H132ZM131 164V165H132ZM146 164H144V165H146ZM152 164H154V162H152ZM150 165V167L151 166H153V165ZM155 164H156V162H155ZM42 165V164H41ZM43 165H45V164H43ZM49 165H50V163H49ZM108 164H106V166H107ZM116 166H117V164H115ZM127 165V164H126ZM126 165H124V166H126ZM128 165H130V163L128 164ZM127 165V166H128ZM130 165V166H131ZM143 165V166H144ZM146 165V166H147ZM157 165H159V162H158V164ZM94 165H92V166H90L89 168H88V171H87V169L85 170L86 171V174H88L89 173V175H91L90 177L89 176H87V177H89L90 178V181L88 182V181H86V183L88 182V185L86 186L85 184H84V182L83 181H81L82 183H83V185H85L86 186V190L89 192V191H92V193H93V186H95V188H96V193L97 192H99V194H100V192H102V191H105L104 190V185H105V179L104 180H102V181H104V182H102V181H98V180H100V179H98L97 180V177H96V172H95V170L94 169H90V168H92ZM101 166V165H100ZM100 166H98V167H100ZM103 166V165H102ZM101 166V167H102ZM106 166H105V168H106ZM113 166V165H112ZM115 166V167H116ZM141 166H142V164H141ZM156 166V165H155ZM44 167V166H43ZM50 167V166H49ZM118 167V166H117ZM132 167V166H131ZM159 167V166H158ZM52 168V167H51ZM102 168H104V167H102ZM101 168V169H102ZM114 168V167H113ZM124 168V167H123ZM128 169V167H125V169ZM137 168H138V166H137ZM144 168V167H143ZM153 168H157V166L156 167H154L153 166ZM153 168H149V170L148 171H150V169H153ZM108 169V168H107ZM115 169V168H114ZM114 169H112L113 170V172H112V170H111V167H110V170H111V172L112 173H114ZM117 169V168H116ZM120 169H122L121 168V166L119 167V172H120ZM126 169V170H127ZM141 170H140V172L141 171H143V170H146V171H144V176H146L145 175V172L147 173V168L146 169H143L142 170V168H140ZM82 170V171H81ZM106 170V169H105ZM124 170V169H123ZM131 169L129 168V171H130ZM134 170H137L136 169V167L134 166V168H133V171ZM98 171V170H97ZM101 171V170H100ZM103 171V170H102ZM116 171V170H115ZM125 171V170H124ZM109 172L110 171H108V174H109ZM123 172V171H122ZM139 172V171H138ZM43 173V175H44V177L46 176V177H49V175H51L52 173H54L53 172V170H50L48 167L46 168V170L44 169V171L42 172ZM57 173V172H56ZM55 173V174H56ZM102 173V172H101ZM104 173V172H103ZM127 173H129V172H127ZM126 173V174H127ZM83 174V173H82ZM85 174V173H84ZM85 174V175H86ZM105 174H107V173H105ZM118 174V173H117ZM124 174H125V172H124ZM148 174V173H147ZM54 175V174H53ZM62 175V176H63ZM84 175V176H85ZM97 175H98V173H97ZM103 175L104 174H102V176H101V174H100V176H101V178H104L103 177ZM120 175V174H119ZM128 175V174H127ZM131 175V174H130ZM138 175V174H137ZM137 175H136V177H137ZM38 176V175H37ZM42 176V175H41ZM84 176H80V177H84ZM110 176H111V173H110ZM116 176V175H115ZM133 176V175H132ZM140 176V175H139ZM138 176V177H139ZM34 177V176H33ZM43 177V176H42ZM41 177V178H42ZM63 177V178H64ZM79 177V178H80ZM86 177V176H85ZM109 177V176H108ZM127 178H128V176H126ZM143 177V176H142ZM141 177V178H142ZM40 178V179H41ZM57 178V177H56ZM98 178H100V177H98ZM111 178H113L114 179V177H111ZM118 178V177H117ZM123 178H124V176H123ZM123 178H120V180L119 179H117V181L119 180V181H121V179H123ZM140 178V177H139ZM45 180H46V178H44ZM44 179H41V180H44ZM53 179V178H52ZM58 179V178H57ZM59 179H61V178H59ZM83 179V178H82ZM87 179V178H86ZM115 179H116V177H115ZM133 179V178H132ZM137 179V178H136ZM64 180V179H63ZM92 180V181H91ZM125 180V179H124ZM129 180V179H128ZM135 180V179H134ZM134 180L132 181V183L134 182ZM138 180H140V179H137L135 182H138ZM106 181H107V178H106ZM34 182H36V181H34ZM41 182H44V181H41ZM80 182V181H79ZM122 182V181H121ZM120 182V183H121ZM125 183H126V181H124ZM130 182V184H131V181H129ZM39 183V182H38ZM50 183V182H49ZM48 183V185H50ZM82 183H81V185H82ZM114 183V182H113ZM118 183V182H117ZM116 183V184H117ZM124 183V184H125ZM140 183V182H139ZM53 184V183H52ZM56 184V183H55ZM60 184V183H59ZM115 184V185H116ZM123 184V183H122ZM129 183H126V186L128 185ZM40 185H42V183L40 184ZM47 185V186H48ZM80 185V184H79ZM79 185L78 186H76V187H78L79 188ZM111 185V184H110ZM118 185V184H117ZM136 185V184H135ZM140 185V184H139ZM139 185H136V186H138V188H139ZM63 186V185H62ZM108 186V185H107ZM125 186V185H124ZM129 186V185H128ZM127 186V187H128ZM141 186V185H140ZM143 186V185H142ZM141 186V187H142ZM156 186V185H155ZM51 187H53L52 185H51ZM82 187V186H81ZM106 187V186H105ZM114 187V186H113ZM116 187V186H115ZM120 187H122V186H120ZM132 187H133V185H132ZM140 187V188H141ZM153 187V186H152ZM151 186H150V188H152ZM38 188H39V190H38ZM110 188V187H109ZM116 188H118L119 189V186L118 187H116ZM54 189V188H53ZM98 189V190H97ZM124 189H126V187H124ZM124 189H121V191L123 192V190ZM67 190V189H66ZM77 190V189H76ZM112 190V189H111ZM142 190V189H141ZM69 191V190H68ZM78 191V190H77ZM77 191H75V196H76V198L78 199V197H79V192H77ZM81 191V190H80ZM108 191V190H107ZM117 191V190H116ZM120 191V190H119ZM110 192V191H109ZM108 192V193H109ZM113 192V191H112ZM118 192V191H117ZM117 192L115 193V194H117ZM104 193V192H103ZM140 193V192H139ZM84 194V193H83ZM107 194V193H106ZM105 194V195H106ZM119 194H120V196L121 195H123V194H121V192H119ZM118 194V195H119ZM138 194V193H137ZM146 194V193H145ZM48 195V194H47ZM70 195H72V194H70ZM102 195V194H101ZM110 195V194H109ZM127 195H129V194H127ZM155 195V194H154ZM153 195V196H154ZM157 195V194H156ZM50 196V195H49ZM74 196V195H73ZM84 196V195H83ZM87 196H89L88 194H87ZM95 196H97V195H94L93 196V198H92V200H94L92 203H98V204H100L98 201H99V196H97L95 199H94V197ZM112 197H114L113 195H111ZM119 196V199L122 197V199H118L117 200V198L114 200V202L116 203V204H114V208L115 207H118V206H116L117 204L119 205V203H121L122 201H123V203H124V200H123V196H121L120 197ZM143 196V195H142ZM153 196H150V197H148V198H150V199H147V201H146V199L144 198V200H145V202H146V205H154L155 204V198H151V197H153ZM64 197V196H63ZM85 197V199H86V196H84ZM83 197V198H84ZM102 197V196H101ZM101 197H100V199H101ZM105 197V196H104ZM103 197V198H104ZM106 197H108V194H107V196ZM127 197V196H126ZM156 198H157V196H155ZM160 196H158V198H159ZM50 198V197H49ZM111 198V197H110ZM110 198L108 199H106V201L107 200H110ZM127 198H129V196L127 197ZM139 198V200H141V201H139L138 200V202H141V204H143V202H142V199L143 198H140V197H138ZM138 198H132L131 197V199H134V201H135V203L134 204H136L137 203V199ZM66 199V198H65ZM69 199H71V198H69ZM124 199H126L125 198V196H124ZM130 199V198H129ZM161 199V198H160ZM160 199H158V201L160 200ZM58 200H60V199H57V201ZM102 200V199H101ZM100 200V201H101ZM113 200V199H112ZM143 200V201H144ZM157 200V199H156ZM65 201V200H64ZM89 201H91V200H89ZM104 201V200H103ZM102 201V202H103ZM105 201V202H106ZM111 201V200H110ZM109 201V203H112V202H110ZM130 201L131 200H129V205L132 207V204L133 203H131L130 204ZM133 201V202H134ZM71 202V201H70ZM79 202V201H78ZM104 202V203H105ZM127 202V201H126ZM157 202V201H156ZM159 202H161V200L159 201ZM158 202V203H159ZM53 203H55V202H53ZM53 203H51V204H53ZM108 203V202H107ZM109 203H108V205H109ZM56 204H58V203H56ZM62 204V203H61ZM88 204H89V202H88ZM87 204V205H88ZM113 204V203H112ZM125 205L127 204V203H124ZM124 204H120V205H124ZM140 204V203H139ZM157 204V203H156ZM64 205V204H63ZM97 205V204H96ZM96 205H93L94 206V208H95V210L94 209H92V210H94V211H96L97 210V208H100V207H97ZM104 205V204H103ZM128 205V206H129ZM138 205V203L136 204V206ZM66 206V205H65ZM89 206V205H88ZM92 206V207H93ZM96 206V207H95ZM100 206H102V204L100 205ZM111 206V205H110ZM121 206V207H122ZM127 206V205H126ZM126 206H123V207H126ZM129 206V207H130ZM84 207V206H83ZM121 207H120V209H121ZM122 207V208H123ZM156 207H157V205H156ZM90 208V207H89ZM89 208H87V209H89ZM103 208V207H102ZM111 208V207H110ZM113 208V207H112ZM158 209H159V207H157ZM85 209V208H84ZM101 209V208H100ZM104 209V208H103ZM125 209V208H124ZM143 209V208H142ZM56 210V209H55ZM91 210V209H90ZM91 210V211H92ZM122 210V209H121ZM120 210V211H121ZM132 210H134L133 208H132ZM131 210V211H132ZM146 210V209H145ZM144 210V211H145ZM148 210V209H147ZM146 210V211H147ZM114 211H116V209H114ZM119 211V212H120ZM123 211V210H122ZM121 211V215L122 214H124L123 212ZM145 211V213H147V214H149L150 213V215H152L151 216V218L153 217V216H155L154 214H160V216H161V211H160V209H159V211L157 210V209H155V212L156 213H153L151 210H148V211H150L149 213L148 212H146ZM158 211V212H157ZM98 212V211H97ZM100 212V211H99ZM102 212V211H101ZM127 212V211H126ZM136 213V216L138 215L137 213H139L137 210L135 211ZM141 212V211H140ZM151 212L153 213V214H151ZM160 212V213H159ZM89 213V212H88ZM104 213V212H103ZM102 213V214H103ZM110 213H111V211H110ZM115 213V212H114ZM129 213V212H128ZM133 213V212H132ZM144 213V214H145ZM163 213V212H162ZM90 216H92L91 218H92V220H93V224H95L94 223V221L95 222H97V221H99L100 219H97V216L98 215H96V214H94V213H92V212H90ZM107 214V213H106ZM116 214V213H115ZM127 214V213H126ZM144 214H142V215H144ZM86 215H87V213H86ZM119 215V214H118ZM125 215V214H124ZM128 215H130L131 216V214H128ZM146 215V214H145ZM149 215V216H150ZM88 216V215H87ZM107 216V215H106ZM109 216V215H108ZM114 216V215H113ZM123 216V215H122ZM126 216V215H125ZM124 216V217H125ZM135 216V215H134ZM134 216H131V217H134ZM135 216V217H136ZM139 216V215H138ZM149 216H146V217H149ZM103 217H105V215H103ZM124 217H123V220H124ZM128 217V216H127ZM131 217H129V219L131 218ZM140 217H143V216H141V214H140ZM140 217H138V218H140ZM157 217V216H156ZM155 217V218H156ZM159 217V216H158ZM157 217V218H158ZM161 217H163V216H161ZM160 217V218H161ZM84 218H85V216H84ZM90 218V217H89ZM119 217H117V219H118ZM137 218V217H136ZM145 218V216L142 218L143 220H145L144 219ZM150 218V217H149ZM150 218V219H151ZM155 218H154V224H155V221L156 222H158L157 220H162L163 218H159V219H157V220H155ZM103 219V218H102ZM108 219V218H107ZM109 219H111V218H109ZM108 219V220H109ZM114 219H116V218H114ZM120 219V218H119ZM128 219V218H127ZM132 219H134V218H132ZM149 219V221L148 222H152V219L150 220ZM84 220V219H83ZM91 220V219H90ZM89 219L88 220H86L85 219V221H90ZM103 220H105L106 221V217L103 219ZM122 219H120V221H121ZM122 220V221H123ZM137 220V219H136ZM136 220H135V222H136ZM113 221V220H112ZM129 221V220H128ZM137 221H139V220H137ZM146 221V223H147V219L145 220ZM163 221V220H162ZM161 221V222H162ZM79 221H77V223H78ZM81 222V221H80ZM84 222V221H83ZM100 222H102V220H100ZM100 222H98V225H99V223ZM104 222V221H103ZM130 222H131V220H130ZM144 222V221H143ZM77 223H76V225H77ZM85 223V222H84ZM88 223H91V221L90 222H87L86 224H88ZM117 223L118 222H116V226H117ZM132 223V222H131ZM138 223V222H137ZM141 223V222H140ZM75 223H73V225H74ZM97 224V223H96ZM111 223H109V225H110ZM112 224H113V222H112ZM120 224H121V222H120ZM123 224H125V223H123ZM127 224V223H126ZM125 224V225H126ZM139 224V223H138ZM137 224V225H138ZM142 224H145V222L144 223H142ZM151 224V223H150ZM154 224L152 223V225L154 226ZM81 225V224H80ZM80 225H79V227H78V229L80 228ZM122 225V224H121ZM124 225V226H125ZM134 225V224H133ZM136 225V226H137ZM151 226V225H149V224H146V226ZM83 226V225H82ZM90 227H91V225H89ZM128 226H130V224L128 225ZM127 226V227H128ZM135 226V227H136ZM141 226H143V225H141ZM157 226V225H156ZM75 227V226H74ZM84 227V226H83ZM87 227V226H86ZM99 227V226H98ZM109 227V226H108ZM113 227V226H112ZM118 227V226H117ZM132 227V226H131ZM130 227V228H131ZM138 227H140V226H138ZM138 227H136V228H138ZM110 228H111V226H110ZM129 228V227H128ZM128 228H126L127 230H128ZM141 228V227H140ZM140 228H138V229H133V230H130V231H127L126 232V234L129 232V237L128 236H126V234L125 233H123L124 234V236H126V237H128L126 240H125V243L124 244H122V245H124V247L121 249V247H119V246H117L118 248H112L111 249V247H112V243H108L107 245H103L102 247H100L99 249L100 250H98L100 253H101V249L102 248H106V249H109L110 250V252H111V254L113 255V261H111V263L112 264H124V262H123V260H120V258H121V255H123V254H121L122 253V251H123V249H127L126 251L128 252V255H129V259L127 260V263L126 264H171V257H172V254H174L175 253V251H176V248H169V246H171V245H175V244H177V241H176V237H178V236H176L173 232H166V233H163V234H159V235H157V236H155V237H151L149 234H151V233H149V232H145V231H143L142 230V228L140 229ZM150 228H152V227H150ZM150 228L148 229V230H150ZM73 229V228H72ZM75 229V228H74ZM81 229V228H80ZM108 229V228H107ZM125 229V228H124ZM124 229H123V231H124ZM87 231H88V229H86ZM103 230V229H102ZM105 230V229H104ZM113 230V229H112ZM111 230V231H112ZM116 230H118L117 228H116ZM71 231V232H70ZM90 231V230H89ZM94 231H96V232H98V230H96V228H95V230ZM101 231V230H100ZM109 231V230H108ZM120 232L122 231V230H119ZM95 232V233H96ZM115 232V231H114ZM116 232H118V231H116ZM161 232V231H160ZM178 232V231H177ZM176 232V233H177ZM88 234L89 233H91V232H87ZM122 233V232H121ZM93 234V233H92ZM91 234V235H92ZM112 234V233H111ZM115 234V233H114ZM120 233H118V235H115V236H119L120 237V235H119ZM179 235V234H178ZM92 236H94V235H92ZM97 236V235H96ZM107 236V235H106ZM111 236V235H110ZM109 236V237H110ZM91 237V236H90ZM118 237V238H119ZM125 237V238H126ZM40 238H43L42 240H44V241H47V242H50V244H51V246H53L51 249L52 250H49L48 248H47V246H35V240H37V239H40ZM94 239H95V237H93ZM118 238L115 240L114 239V241H117L118 240ZM98 239V238H97ZM103 239V238H102ZM108 239V238H107ZM122 239V238H121ZM182 239V238H181ZM41 240V239H40ZM93 239H91V241H92ZM110 240H112V239H110ZM120 240V239H119ZM121 241V240H120ZM93 242V241H92ZM122 242H124V240L122 241ZM114 243V242H113ZM94 244H96V243H94ZM112 244V245H111ZM119 244V243H118ZM184 244V243H183ZM15 245H17V250H15ZM39 245V244H38ZM98 245V244H97ZM115 245V244H114ZM116 245H117V243H116ZM93 246V245H92ZM100 246V245H99ZM94 247V246H93ZM95 247H97V246H95ZM114 247V246H113ZM178 248H179V245H178ZM92 249V248H91ZM97 249V248H96ZM95 249V250H96ZM103 250V249H102ZM179 250V249H178ZM89 251V250H88ZM87 251V252H88ZM94 251V250H93ZM98 252V253H99ZM17 253H20V255H19V257H17ZM90 253V252H89ZM96 254H97V250H96V252H95ZM176 253H178L177 251H176ZM81 254V255H80ZM95 254V255H96ZM110 254V253H109ZM30 255H33V256H35V258H33V260H31L30 258H29V256ZM79 255V256H78ZM32 256V257H33ZM175 257H176V255H175ZM175 257H173L174 259H175ZM101 259V258H100ZM104 259V258H103ZM125 259V258H124ZM102 260V259H101ZM126 260V259H125ZM100 261V260H99ZM126 262V261H125ZM111 263H107V264H111Z\"/></svg>",
	"mask_w": 264,
	"mask_h": 264
},
{
	"label": "built area",
	"instance_id": "built-area-1",
	"mask_svg": "<svg viewBox=\"0 0 264 264\" xmlns=\"http://www.w3.org/2000/svg\"><path fill=\"white\" fill-rule=\"evenodd\" d=\"M21 36V37H19ZM13 37H16V39L20 40V41H29L31 40V35L23 30L22 28L20 27H15L13 32H12V35H10V38H9V41H14ZM5 41V39L3 38L2 35H0V44H2L3 42ZM0 54H4V50L0 48Z\"/></svg>",
	"mask_w": 264,
	"mask_h": 264
}]
</instances>
